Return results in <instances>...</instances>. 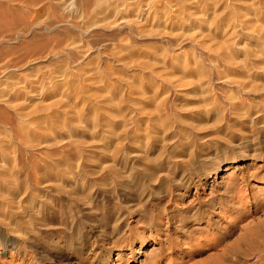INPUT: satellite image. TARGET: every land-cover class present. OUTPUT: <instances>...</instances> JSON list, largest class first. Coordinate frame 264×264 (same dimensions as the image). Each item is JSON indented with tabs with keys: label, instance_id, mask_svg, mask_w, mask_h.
I'll return each instance as SVG.
<instances>
[{
	"label": "rangeland",
	"instance_id": "rangeland-1",
	"mask_svg": "<svg viewBox=\"0 0 264 264\" xmlns=\"http://www.w3.org/2000/svg\"><path fill=\"white\" fill-rule=\"evenodd\" d=\"M176 1H171V5H172V2L174 5L176 3ZM186 1H185V3H187ZM189 1H191V0H188V2ZM193 1H195L196 4H198V5H195V3ZM218 1L220 2V0H212V1L207 0L206 2L208 4H206L204 1L203 4H205V7L208 10L204 9V5H202V3H199V2H203V0L202 1L201 0H192L191 2L187 3L185 5V7L188 5V7H186L187 9H189L188 12H191V10H192L191 13L194 15V19L197 22L196 21L195 22L194 21L193 22L192 21L187 22L186 20H183L182 14L181 15L179 14V16H175L178 13L174 12L175 14L171 13L172 15L171 14L168 15V16H166V18H163V17L161 18V15H159V16H157L158 19H157V17H155L156 19L153 18V19H155V20H153V22H151L152 19L148 20V23H146L147 22L146 21L144 24L145 25L147 24V25L143 26V27H145V28L147 27V30L142 27L141 29H139V28L137 30L135 29L136 32L134 31V28L131 31H127L124 29L120 30V26H119L117 29H116V27H114V28L112 27V29L110 28V32H109V29L108 30L105 29L104 31L93 30L88 35H85V36H83L82 34H79L77 32H74L76 30V29H74L75 27L72 28L74 30L73 31L70 27H67V26L59 27L57 29L54 26H50L49 25V22H50L49 19L52 17V16H50L51 13L48 12L47 15H45L42 12L41 13L38 12L39 14H37V18H38L37 20L38 21L40 20L41 22L37 23L36 28H34L31 32H29L27 37L20 38L21 41L15 40V42H13L14 41L13 40L12 41L13 43L10 42L9 44L8 43L3 44L4 47L6 48L7 52H8V50L10 52L12 50L13 54L12 53L8 54L9 52L7 53L5 51V48H3V45L0 47V50L2 49L1 50L2 55L0 53V59L2 56H4L7 58V59L5 58L6 61H5L4 57L1 60L8 62V60L10 61V59L13 55L14 56L12 57V59L14 60V59H16V58H14L15 56H20V55L23 56L24 53H29L30 50L32 51L33 45L34 46L38 45L37 46V49H38L39 46H40V48H42L43 45H47V44L49 45L51 39L54 40L53 44H55L56 43L55 40H57V39H58L57 40L58 43H60L61 40H63L62 42H65L68 40V37L74 35V42L76 40V42L78 41L77 44H81L83 41V43L81 45H83V44L87 45L86 47L88 49H90L89 51L92 52V51H97L99 49L96 53L100 52V54L102 55L101 56L99 53L98 54L100 56L98 54H94V56L91 55V57H94V58L89 57L92 60H90L88 58L87 59L88 61L86 60L87 62L84 61V63H83V61H80V59H79V61H78V59H77V61H75L76 59H73V56L75 55L77 57L78 53L71 51V49H67L66 51H63L65 53L64 54L61 52L62 51L61 48L58 49L56 46L57 50H54V51H59V52H57V54H56L57 57L54 55V58H52V57H50L51 54L45 55L48 53H45L44 52L45 50L42 51L39 48L40 50L39 51L37 50V58H35V60H33V61L28 60L29 63L26 64V66L28 65L27 68H29V69H27L26 71H22L19 68L21 71L19 69H17V71L14 72L16 75L14 77L18 78L19 82L25 83L28 80L27 81L28 84H29V82H32V83H30L29 87H28L27 82L25 83V84H27L25 92L29 93L28 94L29 97L26 95L27 93L23 92L24 94L23 93L21 94L19 92L20 94H18V95L16 93L15 94L11 93L10 97H12V94H13V97L15 98V99H13V97H12L11 99L16 100L19 103H21L20 101H22L24 103H21V104H25V101L27 102V100L32 97V94L35 91L33 89H36L35 94H33L34 98H37V97L42 98L43 97L42 100L39 98L37 100H33L34 105H32V107H31V109H32V108L36 107L35 105H37L38 108L40 106H42L41 110H40L41 107L39 108L40 111L37 109V114H38L37 116H39V118L40 117L42 118V119L40 118V120H41L40 121L39 118L37 117V120H39V122L37 121V123H38L37 126L39 124H42V126H45L47 128L51 124L50 128H52V126L53 125L56 126L57 123L59 125V122L63 121L62 119L67 116V114L71 111L72 108H74L72 111H74V110L77 111V110H80L82 107L85 108V110L83 109V114L85 112L84 116L92 115V111L93 112L97 111L95 113L96 114L95 116H97V117H95V118H97L96 119L97 121L93 120V123L96 124V125L94 124L95 125L94 126V125H92L91 117L90 118L86 117V119H87L86 121L83 120L84 121L83 123L77 124V122L73 121L74 115L71 112L73 116L70 115L71 113H69V115L72 117V120H70L71 117L69 115L67 116V119H69L70 123L71 122L72 123L70 124L69 121L66 120L67 121L66 125L61 124V128L63 130L61 128L56 127V129L58 131L55 129V126H54L53 131L55 133L53 132L54 134L53 133L51 134L53 139L51 138V136H49L50 138L48 137V140L43 139V138L40 139L42 142L40 141L41 145H39V147H42V148H39L37 146L35 148L36 150H34V148L33 149H27V150L25 149L26 150V151H24L25 153L28 151L26 153L27 155H29V156H27L28 159L31 158L33 161H35V162H33L31 159H29L30 164L32 162L34 164L36 163V165H37V173L39 174L38 177H40V179H38L39 183H42L43 180L46 181L47 179L50 178L49 182L51 183L53 181L51 184L52 187L48 186V188H47L45 185H43V184H46L44 181V183H42V185L40 186L41 188H40L38 185L37 186L34 185V184H36L35 181H33V182L30 181L29 186H33V187H29L31 189L28 188L26 190L27 192L26 191L24 192V189L22 190L24 193L21 190L9 192V194H14V197H13L14 200L13 201L15 203L18 202V203H16V206H19V208L21 206V209H19V211L17 210L18 215L16 214L14 219H12L9 222L11 224L10 227H13V228L10 229V227L6 223H5L6 226H5V224H0L1 225L0 226V233H1L0 234V240H1L0 246L9 245L12 242H16L18 246H20L22 249H24L28 253V256L26 258H24V260L17 259V258L12 257L10 255L9 249H7L5 251L3 250V252H5V254L4 253L0 254V264H52L51 262H53L54 264H60V262L62 260H64V258H65V260H67V261H65V264H67V263L68 264H79V259L83 258V256L78 254L79 250H81L83 248V246L85 247V246L89 245L90 243H92L93 241H98V243L103 242L104 236L109 235L112 232L113 227H115V221L117 222L118 217L123 213L127 214V215L125 214L126 215V221H132V220L140 219L141 220L140 222H142L143 220H146V221H150L153 224L155 221H159V222H161L160 224L162 225V228H164L166 225V222L169 221V226H170V232H169L170 237H169V239H168V237H165V235H164L165 232L161 231L160 239L162 240L164 238H167V241H168L167 245L168 246L164 243V245H163L164 249L162 247L160 256H156L153 258L149 257L148 252L151 250V248L153 246L151 243L147 244L148 246H144L140 250H138L139 245L136 244L134 246V250H138V252H136L133 255V257L127 261L126 264H141L142 262H144V261L146 262L147 260L149 262L151 261L150 264H206V263L210 264L213 262L219 263V264H264V183H263V185H261L260 181H258V179H263L262 181L264 182V88H262V87H264V69H263L264 68V64H263V62H264V55H263L264 51H262V49L264 48V46H263L264 45V38H263L264 37V35H263L264 31L263 30H262L263 32L261 31V28L264 29L263 28L264 27V17L262 18V16H263L262 14L264 13V0H234V1L228 0V2L230 1L229 3L226 2V0H223V1L221 0V3H219ZM237 1L241 2V3H237ZM0 2H1L0 6L4 7L2 9L4 11L5 10L10 11V9H11L12 12L16 11V13H19V14L21 13V15L23 14V12L25 13L27 11L26 10L27 7H25L23 5L24 3L27 2L25 0H23V1H21V0H12V1L11 0H9V1L8 0H2L1 1L0 0ZM210 2L212 3V5L210 4ZM222 2L223 3L225 2V3L223 4ZM2 3H4V4H2ZM213 3H215L216 7L214 6ZM233 3H234V5H232ZM189 4L192 7L189 6ZM218 4H219V6H218ZM220 4L222 7L220 6ZM237 4L239 6L240 5H242V6H240V8H239V6ZM250 4H251V6H252V4H254L252 6V8L249 7ZM199 5H201L202 8ZM228 5L230 6V8ZM5 6L7 8L8 7L9 8L6 9ZM225 6H227V7H225ZM234 7L236 10L234 9ZM253 7H255L256 10H254ZM211 8L212 9L217 8V10L215 11V10H212ZM219 8L221 9V11L219 10ZM227 8L230 10V11L228 10L229 12L226 10ZM249 8H251V11ZM24 9L26 11H23ZM222 9H223V12H222ZM257 9H258V11H257ZM18 10H20V11L18 12ZM224 10H226V11H224ZM252 10H254L255 12L254 11L252 12ZM218 11H219V14H217ZM208 12H209V14H208ZM249 12H251V14ZM194 13H196L197 15H195ZM212 13L217 15L219 20H220V18L222 19L221 23L218 20L217 16L214 17V14L212 15ZM222 13H224V14L226 13V14L222 15ZM233 13L236 14L235 15L236 18L240 17L239 20L238 19H236V20L232 19V17L234 18ZM39 15H43V16H39ZM44 15H45V17H44ZM207 15L208 16L210 15L212 18L210 16L208 17ZM219 15L220 16L222 15V17H220ZM22 16L23 17L25 16L24 18H27L26 13L23 14ZM170 16H173V17H170ZM167 17L170 20H168ZM176 17H178V18L180 17L182 19L179 18L180 21L178 18L176 20H174L173 18H176ZM198 17H199L200 21H198V19H196ZM204 17H206V18H204ZM250 17H252L253 19H257V20H255V22H254V20H252V18L250 19ZM7 18H8V16H7ZM203 18L206 20H204ZM242 18L243 19L247 18V19H245L246 22L243 21ZM159 19H160V21H159ZM184 19H186V18H184ZM207 19L209 20V23L207 22L208 21ZM9 20L10 19H7L6 21H9ZM181 20L184 23H181L182 22ZM202 20H204L206 22H204ZM224 20H225V22H224ZM248 20H250L249 23H247ZM44 21H45V23H43ZM70 21H75V18L73 17V19L72 20L70 19ZM154 21H155V23H154ZM168 21H170V22H168ZM171 21H173L172 25H171V23H172ZM212 21H213V23H212ZM234 21H237V22H234ZM162 22H164V24L167 23L165 25V27H167V29L165 28V30H164V28H163L164 24ZM198 22H201L204 24L200 23L201 25H199ZM210 22L214 25L212 26V24ZM40 23H42L43 25ZM185 23H187V24H185ZM206 23H208V24H206ZM227 23H228V25H227ZM232 23H234V24H232ZM246 23L249 24V26L254 24L251 27L258 26V29H256V28H251V30L249 29L251 31L250 33L252 36L250 35L248 30H247L248 32L245 31V29L250 28L249 26L247 27ZM151 24H153L154 26L153 25L151 26ZM161 24H163V25H161ZM177 24H178V28H177ZM182 24H183V28L181 27ZM238 24H239V26H237ZM173 25H174V27H172ZM185 25H188V26H185ZM202 25H204V26H202ZM215 25H217V26H215ZM233 25H235V28L238 27V28H236V30L234 32V33H237V35L233 33V35L235 37L233 36L231 38V35H228V32L230 34V31L233 30V29H231ZM170 26L172 28H170ZM205 26H207V27L209 26L208 27L209 31L207 30V27H205ZM225 26H226V28H225ZM228 26H229V29H228ZM245 26H246V28H245ZM45 27L47 29H45ZM148 27H149V29H148ZM152 27H154V28H152ZM159 27H160V29H158ZM242 27H244V28H242ZM259 27H261V28H259ZM224 28L226 29V31H225V34L223 35L222 33H224V30H225ZM241 28L244 29L245 32L240 30ZM113 29H115V30H113ZM177 29H179V30H177ZM68 30H69V32H68ZM148 30H152L153 32H155V34L153 32L148 31ZM189 30L191 31V33H193V35L190 33ZM195 30L198 31L199 33L202 32L203 30L204 31L199 34ZM137 31H139L140 34L145 32L144 34H146L145 36H147V37H145L142 34L144 37L140 35L141 38H139ZM156 31L157 32L159 31V33L161 35L160 36L158 33V35L160 36V39L158 36H156L157 35ZM161 31L162 32L165 31L163 35H165L167 37L163 36ZM126 32H128V33H126ZM132 32H134L136 35H133L134 33L132 34ZM174 32H176V33L174 34ZM178 32L180 33V35L174 36L176 39L174 37L172 39L173 34L177 35V34H179ZM207 32H209V33H207ZM258 32L263 33V34L261 35ZM98 33L100 34V37H99ZM105 33L108 34L107 36H109V37L105 36L106 35ZM169 33L172 34V36ZM97 34H98L99 38L97 37ZM101 34H102V36H101ZM113 34L115 37L117 36L116 38L113 36L115 39L110 38ZM121 34H123L124 36ZM130 34L135 36V38L131 37ZM148 34H150L151 36ZM167 34L169 36H171V39ZM185 34L187 36H191V38H193L195 41L193 39H190V37L189 38L187 37V39H186ZM220 34H222V35H220ZM226 34H227V36H226ZM238 34L241 36H238ZM246 34H248V35H246ZM119 35L123 36V37H125L127 35L126 36V38H128L127 43L130 44V45L126 44L127 48L131 54H134L133 58H131L132 61H130L131 59L130 60L126 59V58L122 57L121 55H120L121 58L116 57V56H119V54H115L118 51L114 50L113 47H111V46H113V45H115V47L119 46V48L117 47L118 50H120V49L122 50V48L125 49L123 47V45L118 44L123 39V37H120ZM137 35H138V37H137ZM153 35H154V38L157 37V39H153L152 38ZM194 35H195V37H194ZM200 35H203V36L205 35L203 37V39L205 38L206 42L204 40L201 41L202 37ZM104 36H105V38H104ZM118 36L121 39H119ZM148 36H150L149 39H148ZM162 36H163L164 41L162 39ZM180 36H182V37L180 38ZM196 36H199V37H196ZM206 36H207V38H206ZM208 36H211V37L213 36V37L212 38L210 37L211 38L210 39V38H208ZM255 36H257L259 38H260V36H262V37L260 39H257V37H255ZM101 37H103L104 39L103 38L101 39ZM177 37L180 39H178ZM183 37H184V39H183L184 42L182 40ZM71 38L72 37H70V39ZM117 38H118L119 42H118ZM126 38H124V39H126ZM196 38H198L200 41ZM46 39H47V41L49 40L48 41L49 43H47ZM110 39H113V40H110ZM130 39L134 40V41L131 42ZM166 39L168 40V42ZM189 39L191 41V44L188 41ZM212 39L213 40L217 39V40L213 41ZM225 39L230 41V43L232 41V43L235 44V45L233 44L235 47H237V46L240 47V51H238V50L236 51L238 53V55H237V53L234 55V59L237 61V63H236L237 65L235 64V62H236L235 60L233 63L234 65H236V67L239 66V64H240V66L238 67L239 68L238 70L235 66L231 67L233 64L230 65L227 62V60L224 59V58H228L226 55H224L227 52V50H225L226 52L224 51L225 53L222 55L224 58L222 60H219L221 58H219V55H217V53L222 52L221 50L226 49V47H225L226 45H225V43H223L225 41ZM85 40H86V42H85ZM102 40L105 42V44ZM172 40H173V42H172ZM207 40H209L210 42L209 41L207 42ZM222 40H223V42H222ZM258 40H259V42H258ZM260 40H262V41H260ZM87 41H88V43H87ZM96 41H98V42L101 41V42L98 44V42H96ZM110 41H111V43H110ZM113 41H115V42H113ZM116 41L118 43H116ZM162 41H163V43H162ZM165 41H166V43H165ZM175 41H177V43H179V44L175 45V48L177 46L179 48L178 47L176 49L173 48L174 47L173 43L176 44ZM17 42H19V43H17ZM160 42H161V45L159 44ZM181 42H183V43H181ZM200 42H201V44H200ZM202 42L204 44H213V45H211L213 47L211 48L209 45L207 47V45H204ZM215 42H216V44L219 42L220 43L215 45ZM260 42H263V43H260ZM51 43H50V46H53V47L58 44L57 43V44L53 45ZM85 43H87V44H85ZM113 43H116V44H113ZM168 43L170 45L171 44L172 45L169 46ZM180 43L182 45L181 47H180ZM221 43H222V45H221ZM96 44H98V45H96ZM133 44H135L136 46ZM154 44H159V45H154ZM202 44L205 47H207L208 49L205 48ZM25 45H26V47H25ZM109 45L111 48L109 47ZM166 45H168V46H166ZM196 45H198V47ZM201 45L203 47H201ZM230 45H232V44H230ZM257 45H258V47H257ZM21 46L24 50L26 49L25 50L26 52L23 49H21ZM34 46H33V49H35V47H36V46L35 47ZM93 46H96V47H93ZM120 46H122V47H120ZM149 46H150V48H149ZM155 46H157V47H155ZM199 46L201 48H199ZM217 46H219L218 50H217ZM222 46L224 49L222 48ZM242 46H243V49L241 48ZM97 47H98V49H96ZM151 47H152V50H151ZM154 47L157 49L156 51H153V49H155ZM169 47H171L172 49ZM14 48L15 49L17 48V49L15 50ZM133 48H135L136 50H134ZM143 48H144V50H146L145 55L143 54V52H145V51H141V50H143ZM147 48H149V49H147ZM180 48H181V51H180ZM203 48H205V50ZM247 48L250 49V50H247L248 52H246V50H244ZM253 48H255L256 50L257 49L259 50V48H262V49H260L261 51L257 50L256 52H254L255 49L253 51ZM130 49H133V50H130ZM138 49H139V53H137ZM193 49H195V51ZM17 50H19V51H17ZM158 50H159V52H158ZM196 50H197V52L199 51L198 53H201L200 56L196 52ZM203 50L205 52H203ZM214 50H216L217 52ZM242 50H244L245 53H247V55L242 53L243 52ZM251 50L254 52L253 54H252ZM20 51H21V53H20ZM110 51L113 54H111ZM140 51L142 53H140ZM148 51L150 53H148ZM160 51H162V53L164 52V55L169 53L167 55H170V56H168L170 58L166 59V57H167L166 55L163 57L162 53ZM168 51H170V52L173 51V54H171L172 52L170 53ZM206 51H207V53H206ZM5 52L10 57L7 56L5 54ZM18 52L20 55H16ZM39 52H41V53H39ZM42 52H43L44 56L42 55ZM46 52H47V50H46ZM101 52L104 53V55ZM134 52H136V53H134ZM151 52L152 53L155 52L156 54L160 53L161 55L159 54V57H161V56L162 57L159 58L158 54L156 55L155 53H153V55L155 54L153 57ZM213 52H214V54L216 53V55H214V54L212 55ZM240 52H241V54H240ZM70 53H72V54H70ZM256 53H257V55H256ZM258 53H260L259 55L260 56L262 55L263 58L260 57L258 55ZM141 54H142V56H141ZM149 54H151V55L149 56ZM174 54H176V55L174 56ZM202 54H204V55L202 56ZM221 54H220V56H221ZM249 54L251 56H248ZM95 55H97L96 58H95ZM113 55H116V56H113ZM136 55H137L136 58H138V59L140 58L139 59L140 61H138L137 59L135 60ZM178 55H179V57H178ZM252 55H253V59H252ZM48 56L50 57V59ZM70 56H72V59H69ZM75 56H74V58H76ZM155 56H156V59H155ZM197 56H199V57L197 58ZM67 57L69 60L67 59ZM107 57H109L110 59ZM200 57H201V59H200ZM203 57L205 60L206 59H208V60L205 61L203 59ZM247 57H250L251 59H249ZM259 57L261 59H259ZM8 58H10V59H8ZM114 58L115 59L118 58V59L115 60ZM122 58H124L123 60L126 59L127 61L121 60ZM213 58L216 59L217 61L213 60ZM153 59H155L153 61L154 64L150 61ZM161 59L162 60L166 59L165 61L163 60L164 61L163 65L160 62ZM196 59L197 60L199 59V60L197 61ZM239 59H240V61H239ZM254 59H257V60H254ZM133 60L138 61V62H134L135 63L134 64ZM142 60L143 61L147 60L145 66L143 65L145 62H143ZM224 60H226V61H224ZM242 60H244L245 62L243 61V63H242ZM2 61H0V63H2ZM4 61H3V63H4ZM107 61L108 62L110 61L109 62L110 64ZM122 61L125 63L127 62V65L129 64V66H126V65H125L126 67L124 66V68L126 70L129 69L128 70L129 73L124 68L122 69V67L120 65V64H122L121 63ZM148 61L151 64L148 63ZM173 61H175V64L173 63ZM128 62H130L131 64H134V66ZM180 62H181V64H180ZM198 62H201V63H198ZM212 62L215 63V65ZM224 62L225 63L227 62V64H225L227 66L224 65ZM95 63L96 64L98 63V64L96 65ZM107 63H108V65H110V68H109V66L108 67L105 66V65H107ZM156 63L158 66L161 64L159 67L163 70V71H161V73L159 75H164L166 73L168 74V72L170 73L172 71L171 75L168 74L170 77H168L167 74L165 76H163L167 80L166 79L164 80V78L162 79V76L156 75L155 77L157 79L153 76V75H155V73L157 74L161 70V69L159 70L158 66H157L158 68L156 67V65H155ZM203 63H205V64H203ZM217 63H219V64H217ZM247 63L249 65H247ZM102 64H104V65H102ZM116 64L118 66H116ZM149 64L152 67L154 65L155 68H152ZM177 64L179 66L181 65L180 68H177V67H179ZM222 64L224 67L222 66ZM182 65H183V67H182ZM193 65H194V67H191ZM203 65L205 66V69H204ZM213 65H214V67H213ZM241 65H244L245 66L244 69L247 68L246 69L247 71L246 70L244 71V69H243L244 66H241ZM41 66H44V67H41ZM96 66H97V68H99L100 72H103V69L106 68L105 69V70H107L106 72H110V75H111L112 70H113L112 72L113 73L116 72V75H117V70H118L119 76L118 75L116 76L113 73L111 76H108V74H109L108 73L105 75L104 79H101L96 75L97 69L93 68V70H95V71L92 70V67L96 68ZM137 66L138 67L140 66L143 68L147 66L148 68L149 67L150 68L148 69L146 67L147 68V70H146V68L142 69L139 67V70H138ZM184 66L186 67V70H184L185 69ZM189 66L191 68H194V69H192L194 71L190 72L191 70H190ZM207 66L210 68L209 70L207 69L208 68ZM251 66L254 69H252V68L250 69ZM64 67L65 68L67 67V68L65 69ZM102 67H104V68H102ZM134 67L137 70L134 69ZM171 67H173V68H171ZM211 67H213V68H211ZM226 67H227V69H226ZM62 68L64 69V72H63ZM76 68H78V70H80V71L79 72L76 71L77 70ZM165 68L169 71H167ZM218 68H220V69L217 70ZM256 68L257 69L261 68V69L256 70ZM4 69L5 68H2V69L0 68V70H1L0 76L4 72H6V70H4ZM61 69H62V71H61ZM109 69L110 70L112 69V70L109 71ZM132 69H134V70H132ZM150 69L151 70L154 69V70L151 71ZM187 69H189V70H187ZM202 69L208 70V71H206V73L210 72L209 75H207L205 73V71L203 70V72L205 73V76L207 75L208 77L207 76L205 77L202 75V73H203V72H201ZM211 69L212 70L214 69V70L212 71ZM241 69H243V70H241ZM65 70H67V71H65ZM68 70L70 72L72 70L76 71V73L73 71L70 73V72H68ZM91 70H92V72H94V74H92V72L90 73ZM123 70L126 72L124 73ZM144 70H145V72H143ZM177 70L180 72H178ZM183 70L185 72H183ZM225 70H227V71H225ZM249 70H250L251 74L248 72ZM132 71L134 72V76H133ZM140 71L145 73V75L142 74ZM229 71H231V72L233 71L232 72L233 74ZM59 72H60V74H58ZM77 72H78V75H76ZM80 72H81V75L82 74L85 75V77L82 75L84 78L82 76L81 77L79 76ZM82 72H85V73H82ZM139 72H140V74H139ZM148 72H151L152 76ZM211 72L213 73V75ZM86 73H88V74L90 73L89 74L90 77L86 76V75H88ZM121 73H123V74H121ZM126 73H128V74H126ZM183 73H185V74H183ZM215 73L218 74L219 76H221V78L218 75H216L217 77H215ZM220 73L222 75H220ZM229 73H231V74H229ZM53 74L54 75L56 74L57 77L53 76ZM61 74L62 75L65 74L66 77H67V75L68 76L70 75L69 78L67 77L68 79L66 78L67 82L65 81L64 84H60V85L55 84L56 87L51 88L49 90V88L47 87L49 85V83L56 81L53 79H59V76H62ZM135 74H137V75H135ZM197 74L199 76H197ZM120 75L121 76L123 75L122 77L124 79ZM149 75H150V77H148ZM193 75H194V77H193ZM200 75H201V77H200ZM17 76H19V77H17ZM71 76H73V77H71ZM75 76H77L76 77L77 79L74 78ZM115 76H116V78H115ZM171 76L174 77L173 80H172L173 77H171ZM202 76H203V78H202ZM209 76H211V77H209ZM49 77H51L50 80L47 79ZM79 77L83 80L84 83H86V82L88 83V81H89V84H90V82L92 81L91 83H93V86H94L93 87L92 84H90L92 86L91 87L92 89L88 90L89 92L92 93L91 94L92 97L91 96L88 97L90 94L89 95L86 94V95H88L87 97H86V95L83 96L84 98L82 97L83 99H87V100L91 101V104H90V101H85V103L89 102V103H87L88 105L86 104V107H85V104L83 105V103H82L83 106L80 105L81 103H79V102H82L81 98H79V101H78L77 98H75L73 96V94L75 92L73 93V89L70 88L71 83L76 84L79 81L80 82L82 81ZM109 77H110V79H109ZM117 77H119V78L121 77L120 78L121 82L118 81L119 79ZM197 77H199L200 79H203V80H201L203 85L202 84H201V86L198 85L200 82V79ZM25 78L27 79L26 81L24 80ZM44 78H45V80H42ZM78 78L80 79L79 81H78ZM85 78H87L88 81H86ZM151 78L153 80H151ZM158 78H160V79H158ZM182 78H184V79H182ZM204 78H205V80L207 79V81H206L207 83H205ZM69 79H71V81H73V82H71ZM73 79L77 80V81H74ZM99 79H100V81H99L100 83L103 81L102 82L104 85L103 87L101 86L102 83L101 84L97 83ZM161 79L164 81H162ZM170 79L174 82V85H173L174 87H172L173 82L170 83V81H169ZM47 80L49 81V83ZM110 80H111V82H110ZM123 80L126 82L128 80V83L124 82ZM184 80L188 81L190 84L187 82H184ZM192 80H194V81H192ZM208 80L211 83H208ZM233 80H234V82H233ZM41 81L42 82L46 81V84H44L45 86L43 85V83ZM104 81H106V82H104ZM112 81H114V82H112ZM178 81L186 84V86L179 83ZM196 81H197V83H196ZM217 81H220V82H217ZM80 82H79V84H80ZM94 82H96V83H94ZM122 82H123V84H122ZM163 82H165L166 84L170 83L171 85L167 84V87H166V85ZM191 82H193L194 84ZM35 83H37V84H35ZM65 83L67 85L70 83L68 85L69 88L67 87V89H65L66 88V87H64V85L66 86ZM112 83L115 84L116 86H118L117 88L119 90L115 88V85H111ZM150 83H151V85H150ZM175 83L177 86L179 85L178 87H180L179 88L180 90L178 89V87L177 88L175 87L176 86ZM99 84H100V87H99ZM120 84H121V86H119ZM127 84L128 85L130 84V85L128 86ZM153 84L155 85L154 86L155 89L157 88L159 92L158 91L155 92V89L153 88ZM191 84H193V85H191ZM195 84H197L198 86ZM239 84H240V87L238 86ZM33 85L36 86L37 88L34 87ZM38 85L40 87L44 86L43 89H42V87L40 88ZM95 85L97 87H95ZM157 85H160V87ZM181 85H183L184 87L182 88ZM204 85L208 86L209 89L207 87L206 89H208V90H206ZM136 86L139 87V89ZM203 86H204V89L202 88L203 90H201V87H203ZM0 87H1L0 89L2 90L3 87L1 85H0ZM30 87H33V88H30ZM120 87H121V89H123L122 87H124V89H126V90H124V89L121 90L123 92V94L120 93L121 92ZM129 87H132V88H130V90H128ZM161 87H163V88L161 89ZM170 87H171V89H169ZM27 88L29 89V91H27ZM62 88H64L66 91L69 92V93L63 92L66 96L68 95V99H64L61 97L60 93H61V91L64 90ZM101 88H103V91L101 90L102 93H100L101 91H99ZM151 88L154 89V91ZM172 88H174L173 91H172ZM195 88H198V89L195 90ZM257 88H259V89H257ZM53 89L54 90L56 89V91H54ZM175 89L178 92H176ZM14 90H16V89H14ZM107 90H109V92L111 94L106 93V92H108ZM162 90H164L166 94ZM198 90L201 93H203L204 95L202 94V96H200L201 93H199ZM104 91H106V92H104ZM206 91H207V93H204ZM36 92H38L37 95H36ZM47 92H49V93H47ZM94 92L97 95L100 94V95H98L99 97L96 95L99 99L96 98V96H93V95H95ZM128 92H129V94H128ZM157 92H158V94H155ZM179 92H181V93H179ZM192 92L194 94H192ZM103 93L104 94L106 93L107 96H106V94L103 95ZM126 93L130 97H128L126 95ZM140 93L143 95H141ZM52 94H53V96H52ZM116 94H118V95H116ZM151 94H152V96H150ZM55 95H58V97ZM59 95H60V98L62 99L61 103L59 102L60 101ZM102 95L105 97V100H104ZM139 95H140L142 100H140ZM172 95H174V96H172ZM23 96H26V97L23 98ZM115 96H117V97H115ZM119 96H120V98L123 97L122 99H124V100L119 99ZM142 96L146 99L142 98ZM162 96L164 97V99ZM46 97H47V99H46ZM51 97L54 99H51ZM153 97L155 98V100L157 102L154 100ZM201 97H203V98H201ZM44 98H45V100H44ZM57 98H59V101ZM95 98H96V100H95ZM18 99H19V101H18ZM137 99L139 102L136 101ZM143 99L145 102L146 101L148 102V103L146 102L147 105L145 104ZM151 99H153V100H151ZM230 99H231V101H230ZM106 100H108V101L105 105V102H103V101H106ZM115 100H116V102H115ZM121 100H122V102H121ZM133 100L136 102H134ZM38 101H39L40 105L36 104ZM57 101H58V103H60V105L64 103L63 104L64 106L62 105L63 108H62V106L60 107L57 104V106L60 108L57 107L55 109L54 107H56V106L54 105V106H52V108L54 110H52V108H50L48 110H46V109L44 110V108H47V107H45L46 105L48 106L49 104L55 103ZM63 101H65V102H63ZM75 101H77V102H75ZM95 101H97V102H95ZM109 101H110V103H109ZM130 101H131V103H130ZM159 101H160V103H163V102L164 103L160 104ZM72 102L75 104H73ZM111 102H112V106L114 104L116 105V103L118 105V103L120 102V105H121V106L119 105L120 109L118 110V108H117V110L119 112H116L117 111L116 107H118L117 105L114 106L116 111H114L113 107H111L113 109L110 110L111 108H109V107L111 106ZM65 103H67V104H65ZM92 103L94 104V106L92 105ZM158 103L161 105L162 108L159 105H157ZM170 103H172V105ZM99 104H104L105 106L104 105L99 106ZM130 104H132V105H130ZM148 104L150 106H153V107H151L149 109ZM203 104H205V105H203ZM242 104H246V106L243 105L244 106L243 107ZM247 104H248V106H247ZM68 105H70V106L72 105V106L70 107ZM73 105H74V107H73ZM89 105H91V106H89ZM143 105H145V106H143ZM155 105L158 107L156 108ZM233 105L235 106L234 109H233V107H234ZM132 106H133V109H132ZM65 107H67V108H65ZM75 107L76 108L79 107V108L76 109ZM87 107L89 110L87 109ZM91 107L92 108L94 107L93 110ZM95 107H96V110H95ZM106 107H108V108H106ZM140 107L143 109L144 112L141 111ZM147 107H148V109H146ZM238 107H239V109H238ZM104 108H105L106 112L103 111ZM242 108H244L243 110H245L246 108L249 109L248 110L249 113L246 116L247 117L246 119H248L247 120L248 122L246 121V119H244L245 116L243 117V115H246V114H243L244 111L242 110ZM59 109H61L62 112ZM129 109H130V111H129ZM145 109L147 110V112ZM232 109H233V111H235V109H238V111H240V109H241L242 113L238 112L237 110H236L237 112L236 111L233 112ZM27 110H28L27 112H29L30 109H27ZM55 110H57V111H55ZM157 110H159L158 113H157ZM44 111H46V113H44ZM53 111L56 112V115H59L60 112L62 113L57 118L54 119L55 120L54 122L56 124H54L50 120H47L49 123L47 121L45 123H42L43 120H45L44 118L47 117L46 115L48 113L49 114H55ZM67 111H69V112H67ZM88 111H90V112H88ZM98 111H100V112L98 113ZM250 111H252V112L250 113ZM6 112H7V114L11 115V117H13L12 111L8 112L6 110ZM40 112H41V114H40ZM64 112H66L65 113L66 116L63 115ZM101 112L106 113V114H103ZM109 112H111V113L114 112L115 118H113V115H111L112 118H110L109 114H111V113H109ZM124 112H126V113H124ZM206 112H207V114H206ZM122 113H123V115H122ZM144 113H145V116H144ZM217 113H218V115H217ZM42 114L43 115L45 114V115L43 116ZM119 114H121V116ZM231 114L233 116L235 115V117L232 118ZM236 114L239 117L242 115L241 118L237 117ZM106 115L109 116L108 117L109 119L106 117ZM116 115H117V117H116ZM131 115H133V116H131ZM98 116L100 118H98ZM123 116H125V117H123ZM129 116H131V117L129 118L130 120L128 121L127 119ZM179 116L181 118H179ZM68 117H70V118H68ZM118 117L120 118L119 120H118ZM121 117L123 119H126V121L124 120L125 123L128 121L125 124V126H127L129 129L127 127L125 128V129H128L127 134L118 135L122 130L121 124H122V122H124V121H122ZM174 117H176V119H174ZM190 117H192V118L190 119ZM58 118L60 121H57ZM238 118L241 120H239ZM89 119H90V122H89ZM112 119L113 120L115 119V120L113 121ZM242 119H244V120H242ZM102 120L104 121V123ZM120 120L122 121L121 124H120ZM191 120L196 121L195 122L196 125L201 124V128H193L190 124H188V123H191ZM87 121L90 123V125ZM161 121L164 123H162ZM176 122H178V123H176ZM67 123L72 125V126L74 123H76L74 126L76 127V125H77L78 127H76V128H79V130L78 129L76 130L74 126L70 127V125H68ZM83 124H85V125H83ZM181 124H183V125H181ZM80 125L82 127L83 126L84 127L80 129V127H81ZM102 125L103 126L108 125L109 128H108V126H106L107 127V129H106V127L104 128ZM112 125L113 126L115 125V126L113 127ZM63 126H64V128H63ZM91 126H94L95 128H93ZM144 126H145V128H144ZM214 126H217V128H215ZM122 127L124 128V124H122ZM134 128H136V129H134ZM47 129H49V127ZM91 129H94L95 132L93 130L91 131ZM125 129H123L121 133H123V132L126 133ZM131 129H133V130L131 131ZM168 129H169V131H168ZM197 129H199V130H197ZM65 130L68 131V132L66 131L67 135L64 133ZM134 130H136V131H134ZM215 130H216V132H215ZM62 131H63V133H62ZM108 131H110L111 134ZM117 131H118V134H117ZM143 131H144V133H143ZM57 132L58 133L60 132V133L58 134ZM113 132H115L116 134H112ZM53 135H54V137H53ZM68 135H70V137H69L70 139H68ZM116 135H118L117 138L115 137ZM215 136H216V138H215ZM49 139L51 140V142ZM72 139H74L73 140L74 142H73V145L71 146L69 144H72V142H71ZM53 140H55V141L58 140L57 142H60V143H58L56 146L54 145L52 147V145L54 143ZM66 140H67V142H65ZM69 140H71V141H69ZM79 140H82V141H80V143H79ZM46 142H48V144L51 143L50 146L52 148H50V146L48 144H46ZM119 143L121 145H119ZM59 144H63V145H59ZM43 145H45L46 148ZM47 145L49 147H47ZM68 145L70 148H67ZM17 148H16L15 153L13 152V154L14 155L16 154L17 158H18V155H20L21 157H19V158L25 159L26 154H23V152H21V151H23V149H21L19 147L18 151H20V149H21V151L18 152ZM61 148H64V149L66 148L65 151L63 150L64 151L63 153H62V151L60 152V150H62ZM35 151H37V152H35ZM79 152H81V153H79ZM21 154H23V155H21ZM160 155H161V157H160ZM22 156H24V157L22 158ZM35 156H36V158H35ZM145 156L147 157L146 159H144ZM86 157H87V159H86ZM78 158H79V160H78ZM24 159H23V161L28 160L27 158L25 160ZM40 159H41L40 163H37V161L39 162ZM77 160L80 163L78 165L82 164L81 163L82 160H84L85 162L83 161V164L81 166H78L76 164V163H78ZM29 161H27V162H29ZM45 161H47V162H45ZM41 162L45 168H43V166L41 165ZM145 163H147V164H145ZM155 163H156V165H155ZM69 164H71V166H69ZM72 165H76L78 169L76 168V166L73 167ZM25 166L26 167L28 166V167L26 168ZM25 166H24L25 169H28L30 165H25ZM72 167H73V169H72ZM39 168H41V169H39ZM64 168L67 169L68 172H67V170L65 171ZM25 169L23 172L24 173L27 172L26 174L30 175L31 174V173H29L30 171L27 170L25 172ZM55 170L57 173H55ZM59 171H61V172L63 171L62 174L60 172V174L62 176H64L63 178L59 174ZM44 172L47 175L42 174ZM51 173H53V175ZM54 173L59 175V176H57V175L54 176ZM130 173H132V176L129 175ZM65 174H67V179L65 177ZM50 175H52V177ZM45 176H47V177H45ZM41 177L43 180H41ZM57 177H58V179H57ZM154 178H155V180H153ZM59 179H61V181H63V182L58 181ZM56 182L57 183L59 182V183L56 184ZM54 185H55V187L53 188ZM56 185H58V186H56ZM61 185H62V188H61ZM42 187L45 189H43ZM0 188H3V191L4 192L7 191L6 193H8V189L5 188V186H3V187L1 186ZM39 189H42V190H39ZM31 190H33V191H31ZM43 190H45V191H43ZM89 191H90V193H89ZM32 192H33V194H32ZM21 195H24V196L22 197ZM33 195H34V197H33ZM16 196H18V197L21 196L20 198L22 200ZM82 198H84V199H82ZM18 199H20V200H18ZM88 202H90L91 204L88 205L87 204ZM19 204H21V205H19ZM23 205L26 209L24 207H22ZM25 205H27V206H25ZM125 205L128 208H123V206H125ZM112 207L114 209H112ZM136 207H137V209H136ZM28 208H31V209H28ZM39 209H40V211H39ZM125 209H126V211H125ZM127 209H129V210H127ZM132 209H136L137 211L134 210V212H130V210H132ZM171 210L174 212H172ZM165 211H167L168 213L166 214ZM32 212H34L35 214H33ZM93 212H95V213H93ZM21 214H23V215L21 216ZM25 215H26V218H24ZM128 215H129V217H128ZM28 216L31 218H29ZM19 218L22 219V221L24 219L26 221L24 220V223H23ZM152 220H154V221L152 222ZM12 224H13V226H12ZM2 225H4V226H2ZM14 225H15V227H14ZM175 226H179L177 228H178V230L180 229L181 231H176L174 228ZM7 227H9L8 228L9 230H7ZM196 228L198 230H196ZM14 230L19 235H22V238L18 237L16 240V236H15L16 233L13 232ZM9 231L15 235L13 236L11 233V236H10V233L8 234ZM176 232H177V234H176ZM152 234L153 233L150 234L151 240L154 239V234L153 235ZM26 236H27V239H26ZM147 236H148V233H147ZM19 239H21V240H19ZM24 240H26V241H24ZM46 258H48V259L46 260ZM103 258H104V253H102L100 256V262H98L99 264L103 263V261H102ZM145 258H147V259H145ZM152 260H154V261H152ZM109 264H118V262L116 260V253L115 252H114L113 256L110 258Z\"/></svg>",
	"mask_w": 264,
	"mask_h": 264
},
{
	"label": "bare ground",
	"instance_id": "bare-ground-1",
	"mask_svg": "<svg viewBox=\"0 0 264 264\" xmlns=\"http://www.w3.org/2000/svg\"><path fill=\"white\" fill-rule=\"evenodd\" d=\"M2 1V0H1ZM9 1V0H8ZM12 1V0H11ZM21 1H23V0H21ZM25 1H27L26 3H24L23 5L25 6V7H27V11L24 9L23 11H26L25 13L27 14V18H24L22 15L23 14H25L24 12H23V14L21 15V13L19 14V13H16V11H14V12H12L11 11V9H10V11H8V10H2L4 7L3 6H0V47L3 45V44H9L10 42H12L13 40V42H15V40H17V41H19L20 40V38H25V37H27V35L29 34V32H31L34 28H36V25H37V23H39V22H41L40 20L38 21L37 19V14H39L38 12H42V13H44L45 15H47V13L48 12H50L51 14H50V16H52L50 19H49V25L50 26H54L56 29L57 28H59V27H63V26H67V27H70L71 29L72 28H74V29H76L74 32H77V33H79V34H82L83 36H85V35H88L91 31H93V30H102V31H104L105 29L106 30H108L109 29V32H110V28L112 29V27L114 28V27H116V29L120 26V30L121 29H124V30H127V31H131V30H133V28H134V31L136 32V30L139 28V29H141L143 26H146L144 23L146 22V23H148V20H150V19H152L151 20V22H153V20H155L156 18L155 17H157V16H159V15H161V18L163 17V18H166V16H168V15H170L171 13H173V14H175V13H178L177 15H175V16H179V14L181 15L182 14V16H183V20H186L187 22L188 21H196L195 19H194V15L191 13L192 12V10H191V12H188V10L189 9H187L186 7H188V5L185 7V5L187 4V3H189V2H191V1H189L188 2V0L186 1V0H171V1H176V3L173 5V2H172V5H171V1L170 0H25ZM185 1L187 2V3H185ZM202 1V0H201ZM204 1H205V3L206 4H208L206 1L207 0H203V2H199V3H202V5H204V9H207L206 7H205V4H203L204 3ZM212 1V0H211ZM223 1V0H222ZM232 1V0H231ZM234 1V0H233ZM5 2V1H4ZM20 2V1H19ZM194 3H195V5H198V4H196V2L195 1H193ZM192 2V3H193ZM219 2V1H218ZM226 2H228V0H226ZM230 2V1H229ZM228 2V3H229ZM1 3V2H0ZM23 3V2H22ZM216 3V2H215ZM215 3H213L214 4V6L216 7V5H215ZM219 3H221V0H220V2ZM223 3V2H222ZM225 3V2H224ZM223 3V4H224ZM227 3V4H228ZM237 3H241V2H238L237 1ZM246 3V2H245ZM2 4H4V3H2ZM12 4V3H11ZM210 4L212 5V3L210 2ZM243 4V3H242ZM1 5V4H0ZM6 5V4H5ZM22 5V4H21ZM194 5V6H195ZM226 5V4H225ZM232 5H234V3L232 4ZM238 5V4H237ZM246 5V4H245ZM254 4H252V6H253ZM189 6H191L190 4H189ZM193 6V7H194ZM200 7H201V5H199ZM213 6V7H214ZM218 6H219V4H218ZM220 6H221V4H220ZM229 6V5H228ZM239 6V5H238ZM240 6H242V5H240ZM240 6H239V8H240ZM247 6V5H246ZM252 6H251V4L249 5V7H251L252 8ZM6 7V6H5ZM192 7V6H191ZM211 7V6H210ZM209 7V8H210ZM222 7V6H221ZM225 7H227V6H225ZM232 7V6H231ZM248 7V6H247ZM9 8V7H8ZM7 7H6V9H8ZM24 8V7H23ZM202 8V7H201ZM200 8V9H201ZM229 8H230V6H229ZM238 8V7H237ZM251 8H249L250 9V11H251ZM254 8V10H256L255 9V7H253ZM257 8V7H256ZM174 9V10H173ZM199 9V10H200ZM203 9V10H204ZM212 9V8H211ZM210 9V10H211ZM233 9V8H232ZM234 9H235V7H234ZM16 10V9H15ZM22 10V9H21ZM195 10V9H194ZM202 10V9H201ZM208 10V9H207ZM209 10V11H210ZM212 10H217V8L216 9H212ZM219 10L221 11V9L219 8ZM227 11L229 10L228 8L226 9ZM226 10H224V11H226ZM236 10V9H235ZM254 10H252V12L254 11ZM263 10V9H262ZM20 10H18V12H19ZM230 11V10H229ZM228 11V12H229ZM257 11H258V9H257ZM175 12V13H174ZM194 12V11H193ZM206 12V11H205ZM211 12V11H210ZM222 12H223V9H222ZM234 12V11H233ZM255 12V11H254ZM263 12V11H262ZM197 13V12H196ZM196 13H194L195 15H197ZM215 13V12H214ZM214 13H212V15L214 14ZM227 13V12H226ZM225 13V14H226ZM236 13V12H235ZM239 13V12H238ZM243 13V12H242ZM248 13V12H247ZM250 14H251V12H249ZM199 14V13H198ZM206 14V13H205ZM208 14H209V12H208ZM217 14H219V11L217 12ZM224 13H222V15H223ZM224 14V15H225ZM234 14V13H233ZM240 14V13H239ZM253 14V13H252ZM45 15H44V17H45ZM172 15V14H171ZM222 15L220 16V17H222ZM235 15L236 14H234L233 16H234V18L232 17V19L234 20H236V19H238L239 20V18L240 17H238V18H236L235 17ZM238 15V14H237ZM263 16H262V18L264 17V13L262 14ZM7 16H8V18H7ZM39 16H43V15H39ZM174 16V17H175ZM181 16V17H182ZM199 16V15H198ZM208 16V15H207ZM210 16V15H209ZM208 16V17H209ZM215 16H217V15H215L214 14V17ZM240 16V15H239ZM73 17L75 18V21H70V19L72 20L73 19ZM170 17H173V16H170ZM196 17V16H195ZM200 17V16H199ZM199 17L198 18H196V19H198V21H200L199 20ZM211 17V16H210ZM247 17V16H246ZM255 17V16H254ZM41 18V17H40ZM49 18V17H48ZM47 18V19H48ZM153 18H155V19H153ZM168 18V17H167ZM178 17H176V18H173L174 20H176ZM180 18V17H179ZM178 18V19H179ZM184 18H186V19H184ZM204 18H206V17H204ZM203 18V19H204ZM212 18V17H211ZM217 18H218V16H217ZM225 18V17H224ZM228 18V17H227ZM249 18V17H248ZM252 17H250V19H251ZM7 19H10L9 21H6ZM157 19H158V17H157ZM172 19V18H171ZM180 19H182V18H180ZM180 19H179V21H180ZM201 19V18H200ZM216 19V18H215ZM226 19V18H225ZM231 19V18H230ZM231 19V20H232ZM245 19H247V18H245ZM245 19H243L242 18V20L243 21H245ZM166 20V19H165ZM164 20V21H165ZM168 20H170L169 18H168ZM204 20H206V19H204ZM204 20H202V21H204ZM208 20V19H207ZM218 20H219V18H218ZM221 18H220V23H221ZM228 20V19H227ZM252 20H254V22H255V20H257V19H253L252 18ZM159 21H160V19H159ZM167 21V20H166ZM182 21V20H181ZM185 21V22H186ZM214 21V20H213ZM213 21H212V23H213ZM218 21V22H219ZM242 21V22H243ZM249 21L250 20H248V22L247 23H249ZM157 22V21H156ZM168 22H170V21H168ZM172 23H171V25L173 24V21H171ZM176 22V21H175ZM197 22V21H196ZM204 22H206V21H204ZM208 23H209V20L207 21ZM217 22V23H218ZM223 22V21H222ZM224 22H225V20H224ZM230 22V21H229ZM233 22V21H232ZM234 22H237V21H234ZM239 22V21H238ZM246 22V21H245ZM253 22V23H254ZM43 23H45V21L43 22ZM72 23V24H71ZM154 23H155V21H154ZM153 23V24H154ZM163 24H164V22H162ZM166 23V22H165ZM177 23V22H176ZM181 23H184L183 21L181 22ZM191 23V22H190ZM199 23V25H201V24H204V23H201V22H198ZM201 23V24H200ZM208 23H206V24H208ZM211 23V22H210ZM211 23V24H212ZM246 23V24H247ZM251 23V22H250ZM40 24H42V23H40ZM153 24H151V26L153 25ZM163 24H161V25H163ZM167 24V23H166ZM166 24H164L163 26V28H164V30H165V28L167 29V27H165V25ZM170 24V23H169ZM185 24H187V23H185ZM194 24V23H193ZM192 24V25H193ZM210 24V25H211ZM219 24V23H218ZM226 24V23H225ZM224 24V25H225ZM232 24H234V23H232ZM252 24V23H251ZM259 24V23H258ZM43 25V24H42ZM214 24H212V26H213ZM227 25H228V23H227ZM245 25V24H244ZM254 25V24H253ZM253 25H251V26H253ZM256 25V24H255ZM154 26V25H153ZM180 26V25H179ZM185 26H188V25H185ZM202 26H204V25H202ZM201 26V27H202ZM215 26H217V25H215ZM222 26V25H221ZM234 26V27H233ZM232 26V28L231 29H233L232 31H230V34H229V32H228V35H231V38L234 36L233 35V33L235 32V30H236V28H238V27H236L235 28V25H233ZM237 26H239V24L237 25ZM241 26V25H240ZM249 26V24H247V27ZM251 26H249L250 28H247V29H245V31H249V33L251 32L250 30H251V28H256V29H258V26H255V27H251ZM44 27V26H43ZM157 27V26H156ZM161 27V26H160ZM160 27L158 28V29H160ZM172 27H174V25L172 26ZM171 26H170V28H172ZM182 28H183V24H182V26H181ZM200 27V26H199ZM205 27H207V26H205ZM204 27V28H205ZM209 27V26H208ZM207 27V30L209 31V28ZM231 27V26H230ZM262 27V26H261ZM261 27H259V28H261ZM143 28H145V27H143ZM152 28H154V27H152ZM162 28V29H163ZM177 28H178V24H177ZM191 28V27H190ZM211 28V27H210ZM225 28H226V26H225ZM224 28V29H225ZM242 28H244V27H242ZM240 29V30H242V31H244V29ZM245 28H246V26H245ZM264 28V27H263ZM45 29H47L46 27H45ZM136 29V30H135ZM146 30H147V27L145 28ZM148 29H149V27H148ZM156 29V28H155ZM199 29V28H198ZM228 29H229V26H228ZM250 29V30H249ZM66 30V29H65ZM113 30H115V29H113ZM123 30V31H124ZM145 30V31H146ZM173 30V29H172ZM177 30H179V29H177ZM193 30V29H192ZM201 30V29H200ZM206 30V31H207ZM238 30V29H237ZM239 30V31H240ZM253 30V29H252ZM264 31V29H262L261 28V31ZM67 31V30H66ZM117 31V30H116ZM115 31V32H116ZM148 31H150V32H153L152 30H148ZM155 31V30H154ZM160 31V30H159ZM159 31L157 32L156 31V33H157V35L156 36H158L159 37V39H160V33H159ZM190 31V30H189ZM196 31V30H195ZM204 31V30H203ZM202 31V32H203ZM205 31V32H206ZM222 31V30H221ZM225 31H226V29L224 30V33H222L223 35L225 34ZM241 31V32H242ZM244 31V32H245ZM247 31V32H248ZM260 31V30H259ZM260 31V32H261ZM262 31V32H263ZM52 32V31H51ZM68 32H69V30H68ZM138 32V35H139V38H141L140 37V35L141 36H145L146 34H144V33H139V31H137ZM142 32V31H141ZM164 32L165 31H161V33H162V35L164 34ZM167 32V31H166ZM177 32V31H176ZM176 32H174V34L176 33ZM188 32V31H187ZM196 32H198V31H196ZM202 32H200V33H202ZM219 32V31H218ZM238 32V31H237ZM254 32V31H253ZM257 32V31H256ZM260 32H258V33H260ZM126 33H128V32H126ZM125 33V34H126ZM134 32H132V34H133ZM154 34H155V32H153ZM158 33H159V35H158ZM171 33V32H170ZM169 33V34H170ZM179 33V32H178ZM182 33V32H181ZM190 33H191V31H190ZM199 33V32H198ZM199 33V34H200ZM207 33H209V32H207ZM243 33V32H242ZM248 33V34H249ZM255 33V32H254ZM264 33V32H263ZM263 33H260L261 35L263 34ZM93 34V33H92ZM96 34V33H95ZM99 34V33H98ZM98 34H97V37H98ZM106 34V33H105ZM116 34V33H115ZM118 34V33H117ZM143 34V35H142ZM166 34V33H165ZM173 34V36H172V34H170L171 36H172V39H173V37L174 36H178V35H180V33L179 34H177V35H174ZM184 34V33H183ZM182 34V35H183ZM188 34V33H187ZM192 35H193V33H191ZM206 34V33H205ZM213 34V33H212ZM222 34H220V35H222ZM234 34H236L237 35V33H234ZM245 34V33H244ZM248 34H246V35H248ZM54 35V34H53ZM108 34H106L105 36H107ZM121 35H123V34H121ZM128 35V34H127ZM126 35V36H127ZM131 35V34H130ZM129 35V36H130ZM133 35H136L135 33L133 34ZM133 35H131V37H134L135 38V36H133ZM138 35H137V37H138ZM148 35H150V34H148ZM168 35V34H167ZM186 35V34H185ZM189 35V34H188ZM198 35V34H197ZM250 35H251V33H250ZM256 35V34H255ZM259 35V34H258ZM264 35V34H263ZM45 36V35H44ZM95 36V35H94ZM93 36V37H94ZM101 36H102V34H101ZM105 36H104V38H105ZM114 36V34L110 37V38H114L113 37ZM120 36V35H119ZM119 36H118V38H119ZM124 36V35H123ZM123 36H120V37H123ZM126 36L125 37H123V39L121 40V42L120 43H118L119 42V40H118V38H117V40H118V42L116 41V43H118V44H121V45H123V47L125 48V49H123L122 48V50L120 49V50H118L117 49V47L119 48V46H117V47H115V45H113V46H111V47H113V49L114 50H117L118 52L117 53H115V54H119V56H116V55H113V56H116V57H118V58H121L120 57V55L122 56V57H124V58H126V59H131V58H133V56H134V54H131L130 52H129V50H128V48H127V45L126 44H128L127 43V39L128 38H126ZM143 36V37H144ZM151 36V35H150ZM150 36H148V39H149V37ZM163 36H165V35H163ZM163 36H162V39H163ZM169 36V35H168ZM171 36H169L170 37V39H171ZM184 36V35H183ZM201 37H202V39H201V41L202 40H204L205 41V38L203 39V37L205 36H203V35H200ZM226 36H227V34H226ZM238 36H241V35H239L238 34ZM252 36V35H251ZM37 37V36H36ZM42 37V36H41ZM70 37H72L71 39H70ZM70 37H68V40L67 41H65V42H62L63 40H61V42L60 43H58L57 42V40H55L56 41V43L55 44H57V45H55V44H53L54 43V40H50V43L51 44H53V45H55L54 47L53 46H50V43L47 41V39H46V41H47V43H49V45L47 44V45H41L42 46V48H40V46H39V48L43 51V50H45L44 52L45 53H48V54H45V55H50L51 54V56L50 57H52V58H54V55L56 56V54H57V52H59V51H54V50H57L56 49V46H57V48L58 49H60L61 48V52L62 53H64L63 51H66L67 49H71V51H73V52H76V53H78L77 54V57L76 58H74V56H73V59H76L75 61H77V59H78V61H79V59H80V61H83V63H84V61H86L89 57L90 58H94V57H91V55L92 56H94V54H100V52H98V53H96L99 49H98V47L96 48V49H98L97 51H89L90 49H88L86 46L87 45H81L82 43H83V41H82V43L81 44H77V42H76V40H75V42H74V35L73 36H70ZM82 37V36H81ZM88 37V36H87ZM99 37H100V34H99ZM98 37V38H99ZM107 37H109V36H107ZM117 37V36H116ZM115 37V38H116ZM142 37V38H143ZM145 37H147V36H145ZM165 37H167V36H165ZM182 36H180V38H181ZM187 37L189 38L190 37V39H193V38H191V36H185V38L187 39ZM193 37V36H192ZM194 37H195V35H194ZM196 37H199V36H196ZM211 36H208V38H210ZM213 37V36H212ZM211 37V38H212ZM218 37V36H217ZM220 37V36H219ZM222 37V36H221ZM235 37V36H234ZM237 37V36H236ZM250 37V36H249ZM248 37V38H249ZM255 37H257V36H255ZM262 36H260V38H261ZM92 38V37H91ZM96 38V37H95ZM103 37H101V39H102ZM103 38V39H104ZM114 38V39H115ZM124 38H126V39H124ZM153 39H157V37H155L154 38V35H153V37H152ZM175 38V37H174ZM178 38V37H177ZM180 38H178V39H180ZM206 38H207V36H206ZM210 38V39H211ZM227 38V37H226ZM252 38V37H251ZM259 37H257V39H260ZM264 38V37H263ZM54 39V38H53ZM66 39V38H65ZM77 39V38H76ZM81 39V38H80ZM86 39V38H85ZM88 39V38H87ZM109 39V38H108ZM119 39H121V38H119ZM151 39V38H150ZM168 39V38H167ZM166 39V40H167ZM176 39V38H175ZM184 39V37L182 38V40ZM190 39L188 40L189 41V43L191 44V41H190ZM196 39H198V38H196ZM221 39V38H220ZM228 39V38H227ZM227 39H225V41L223 42V40H222V42L223 43H225V47H226V49H224L223 48V46H222V48L224 49V50H221L222 52H219V53H217V55H219V58H221V59H219V60H222L224 57L222 56L226 51L225 50H227V54L225 53L224 55H226L228 58H224V59H226L227 60V62L230 64V65H232L233 63H234V55L237 53L236 51L238 50V51H240V47H235L234 45V43H232V41H231V43H230V41H228ZM230 39V38H229ZM234 39V38H233ZM236 39V38H235ZM243 39V38H242ZM241 39V40H242ZM255 39V38H254ZM107 40V39H106ZM105 40V41H106ZM110 40H113V39H110ZM194 40V39H193ZM192 40V41H193ZM199 40V39H198ZM197 40V41H198ZM213 40V39H212ZM214 40H217V39H214ZM213 40V41H214ZM244 40V39H243ZM251 40V39H250ZM21 41V40H20ZM90 41V40H89ZM99 41V40H98ZM98 41H96V42H98ZM103 41V40H102ZM130 41L132 42V41H134V40H131L130 39ZM163 41H164V39H163ZM163 41H162V43H163ZM181 41V40H180ZM187 41V42H188ZM195 41V40H194ZM193 41V42H194ZM200 41V40H199ZM209 40H207V42H208ZM220 41V40H219ZM235 41V40H234ZM240 41V40H239ZM248 41V40H247ZM252 41V40H251ZM260 41H262V40H260ZM12 42V43H13ZM85 42H86V40H85ZM101 42V41H100ZM100 42H98V44L100 43ZM104 42V41H103ZM108 42V41H107ZM113 42H115V41H113ZM167 42H168V40H167ZM172 42H173V40H172ZM176 42V44H174L173 43V45H174V47L173 48H175V45H177V44H179V43H177V41H175ZM179 42V41H178ZM183 42H184V40H183ZM183 42H181V43H183ZM206 42V41H205ZM210 42V41H209ZM217 42V41H216ZM216 42H215V45H217V44H219V43H217L216 44ZM249 42V41H248ZM255 42V41H254ZM258 42H259V40H258ZM257 42V43H258ZM17 43H19V42H17ZM46 43V42H45ZM87 43H88V41H87ZM87 43H85V44H87ZM90 43V42H89ZM110 43H111V41H110ZM116 43H113V44H116ZM165 43H166V41H165ZM181 43H180V47L182 46L181 45ZM196 43V42H195ZM198 43V42H197ZM203 43V42H202ZM213 43V42H212ZM256 43V42H255ZM260 43H263V42H260ZM44 44V43H43ZM98 44H96V45H98ZM103 44V43H102ZM104 44H105V42H104ZM103 44V45H104ZM160 45H161V42L159 43ZM159 44H154V45H159ZM169 44V43H168ZM200 44H201V42H200ZM199 44V45H200ZM204 44V43H203ZM202 44V45H203ZM230 44H232V45H230ZM234 44V45H233ZM101 45V44H100ZM112 45V44H111ZM128 45H130V44H128ZM133 45H135V44H133ZM172 45V44H171ZM170 44H169V46H171ZM201 45V47H203L204 45H207V47H208V45L212 48L213 46H211V45H213V44H204L203 46ZM221 45H222V43H221ZM32 46V45H31ZM34 46V45H33ZM33 46H32V51L30 50V52L29 53H24V55L22 56V55H20L19 54V52L16 54V55H20V56H15L14 58H16V59H12V57L14 56H12L11 57V59L10 58H8V59H10V61L8 60V62H5L6 61V57H4V56H2L1 57V59L4 57V59H5V61H4V63H3V61L0 59V61H2V63H0V68L2 69V68H5L4 70H6V72H4L3 74H1V76H0V85L3 87L2 88V90L0 89V187L2 186H5V188H7L8 189V193H6V192H4L3 191V188H0V224H7L9 227L11 226V224L9 223L12 219H14V217H15V215L17 214L18 215V212H17V210L19 211V209H21V206H20V208H19V206H16V203H18V202H14L13 200V197H14V194H9V192H14V191H17V190H23L24 189V192L29 188V187H33V186H29V184H30V181L31 182H33V181H35L36 182V184H34L35 186H41L42 185V183H44V181L45 180H43L42 179V177H41V180H43V182L42 183H39V181H38V179H40V177H38V173H37V165H36V163L34 164V163H32L31 162V164H30V161H29V159H31V158H29L28 159V157L27 156H29V155H27L26 153L28 152H24V151H26L27 149H33L34 148V150H36L35 148L38 146L39 147V145H41L40 144V139H47L48 140V137L49 136H51V134L54 132L53 131V127L55 126V125H53L52 126V128H50L51 127V124H50V126H48L49 127V129H47L45 126H42V124H39L38 126H37V121L39 122V120H40V118H39V116H37L38 114H37V109L39 110V108H40V110L42 109V106H40L39 108H38V106L37 105H35L36 107V109L35 108H32L31 109V107H32V105H34V101L33 100H37L39 97H37V98H34V96H33V94H35V91H36V89H33V90H35L34 91V93L32 94V97L30 98V99H28L27 100V102L25 101V104H21V103H24V102H22V101H20L21 103H19V102H17L16 100H13V99H15L14 97H13V94H22L23 92H25V89H26V85L28 84V80L25 78L24 80L27 82V84H25L24 82L22 83V82H19L18 81V78H16V77H14V76H16L15 75V73L14 72H16L17 71V69H21L22 71H26L27 69H29V68H27V66H26V64H28L29 63V61H33V60H35V58H37V50L39 51L40 49L38 48L37 49V46L38 45H35L34 47H35V49H33ZM132 46V45H131ZM136 46V45H135ZM166 46H168V45H166ZM197 47H198V45H196ZM220 46V45H219ZM219 46H217V50H218V47ZM240 46V45H239ZM262 46V45H261ZM260 46V47H261ZM264 46V45H263ZM262 46V47H263ZM25 47H26V45H25ZM93 47H96V46H93ZM109 47H110V45H109ZM110 47V48H111ZM120 47H122V46H120ZM134 47V46H133ZM155 47H157V46H155ZM154 47V48H155ZM178 47V46H177ZM176 47V48H177ZM200 46H199V48H201ZM205 47V46H204ZM207 47H205V48H207ZM248 47V46H247ZM257 47H258V45H257ZM3 48H5L4 47V45H3ZM19 48V47H18ZM31 48V47H30ZM109 48V49H110ZM131 48V47H130ZM149 48H150V46H149ZM149 48H147V49H149ZM169 48H171V47H169ZM175 48V49H176ZM179 48V47H178ZM198 48V49H199ZM205 48H203L204 50H205ZM242 49H243V46L241 47ZM250 48V47H249ZM15 49V48H14ZM17 49V48H16ZM15 49V50H16ZM21 49H23L22 48V46H21ZM29 49V48H28ZM134 50H136L135 48H133ZM133 49H130V50H133ZM165 49V48H164ZM172 49V48H171ZM192 49V48H191ZM208 49V48H207ZM206 49V50H207ZM254 49L255 48H253V51H254ZM260 49H262V48H259V50ZM264 49V48H263ZM262 49V51H264ZM2 50V49H1ZM1 50H0V53H1ZM11 50V49H10ZM24 50V49H23ZM22 50V51H23ZM26 50V49H25ZM24 50V51H25ZM46 50H47V52H46ZM93 50V49H92ZM95 50V49H94ZM113 50V51H114ZM151 50H152V47H151ZM157 49L155 48V49H153V51H156ZM162 50V49H161ZM167 50V49H166ZM169 50V49H168ZM178 50V49H177ZM194 51H195V49H193ZM200 50V49H199ZM203 50V52H205ZM244 50H246V52H248L247 50H250V49H244ZM244 50H242L243 52L242 53H244L245 55H247V53H245V51ZM258 50V49H257ZM256 49H255V51L254 52H256L257 51ZM258 50V51H259ZM5 51L7 52V50H6V48H5ZM17 51H19V50H17ZM106 51V50H105ZM112 51V52H113ZM141 51H145V52H143V54L145 55V53H146V50H144V48H143V50H141ZM140 51V53H142ZM164 51V50H163ZM174 51V50H173ZM173 51H168V52H170L171 54H173ZM180 51H181V48H180ZM179 51V52H180ZM214 51H216V50H214ZM225 51V52H224ZM252 51V50H251ZM252 51V54L254 53ZM261 51V50H260ZM6 52H5V54H6ZM9 52V53H8ZM8 54H10V53H12V50H11V52L8 50ZM14 52V51H13ZM16 52V51H15ZM26 52V51H25ZM132 52V51H131ZM158 52H159V50H158ZM161 53H162V51H160ZM165 52V51H164ZM164 52L162 53V56L164 57L165 55L167 56L166 57V59L167 58H170V57H168V56H170V55H167V54H169V53H167V54H165L164 55ZM178 52V53H179ZM196 52H197V50H196ZM195 52V53H196ZM199 52V51H198ZM197 52V53H198ZM201 52V51H200ZM217 52V51H216ZM20 53H21V51H20ZM39 53H41V52H39ZM75 53V54H76ZM102 53V52H101ZM110 53H111V51H110ZM134 53H136V52H134ZM137 53H139V49H138V52ZM148 53H150L149 51H148ZM152 53V52H151ZM153 53H155V52H153ZM153 53H152V56L154 57V55L156 54H154L153 55ZM206 53H207V51H206ZM211 53V52H210ZM222 53V54H221ZM250 53V52H249ZM8 54H6L7 56H9ZM13 54V53H12ZM65 54V53H64ZM63 54V55H64ZM70 54H72V53H70ZM69 54V55H70ZM74 54V53H73ZM98 54V55H99ZM103 55H104V53H102ZM111 54H113V53H111ZM158 54V53H157ZM156 54V55H157ZM160 54V53H159ZM159 54H158V57H159ZM183 54V53H182ZM199 54V56L201 55V53H198ZM197 54V55H198ZM214 54V52L212 53V55ZM220 54H221V56H220ZM240 54H241V52H240ZM243 54V55H244ZM251 54V53H250ZM248 55V56H251V55ZM260 53H258V55H259ZM1 55H2V53H1ZM42 55H43V52H42ZM53 55V56H52ZM62 55V54H61ZM101 55V54H100ZM99 55V56H100ZM138 55V54H137ZM137 55L135 56V60L137 59L138 61H140L138 58H136L137 57ZM151 54H149V56H150ZM161 55V54H160ZM176 54H174V56H175ZM204 54H202V56H203ZM211 55V56H212ZM214 55H216V53L214 54ZM237 55H238V53H237ZM242 55V56H243ZM256 55H257V53H256ZM264 55V54H263ZM44 56V55H43ZM96 56L97 55H95V58H96ZM102 56V55H101ZM110 56V55H109ZM140 56V55H139ZM138 56V57H139ZM141 56H142V54H141ZM161 56V57H162ZM199 56H197V58L199 57ZM210 56V55H209ZM240 56V55H239ZM260 56V55H259ZM10 57V56H9ZM49 57V56H48ZM47 57V58H48ZM50 57H49V59H50ZM57 57V56H56ZM69 57V56H68ZM68 57H67V59H68ZM161 57H159V58H161ZM178 57H179V55H178ZM177 57V58H178ZM195 57V56H194ZM213 57V56H212ZM211 57V58H212ZM216 57V56H215ZM244 57V56H243ZM260 57H262V55L260 56ZM259 57V59H261ZM46 58V57H45ZM89 58V59H90ZM107 58H109V57H107ZM118 58H114L115 60H117ZM124 58H122L121 60H123ZM247 58H249V59H251L250 57H247ZM263 58V57H262ZM69 59H72V56H70V58ZM68 59V60H69ZM110 59V58H109ZM112 59V58H111ZM125 59V60H126ZM149 59V58H148ZM155 59H156V56H155ZM155 59H153V60H150L152 63H153V61L155 60ZM165 59V60H166ZM172 59V58H171ZM175 59V58H174ZM200 59H201V57H200ZM203 59H204V57H203ZM218 59V58H217ZM237 59V58H236ZM243 59V58H242ZM246 59V58H245ZM252 59H253V55H252ZM258 59V58H257ZM257 59H254V60H257ZM29 60V61H28ZM90 60H92V59H90ZM108 60V59H107ZM113 60V59H112ZM114 60V61H115ZM120 60V59H119ZM125 60H123V61H125ZM144 60V59H143ZM142 60V61H143ZM162 60V59H161ZM160 60V62H161V64L163 65V62L165 61L164 59V61L162 60L161 61ZM170 60V59H169ZM197 60V59H196ZM199 60V59H198ZM197 60V61H198ZM205 60V59H204ZM206 60H208V59H206ZM205 60V61H206ZM211 60V59H210ZM209 60V61H210ZM213 60H216V59H214L213 58ZM226 60H224V61H226ZM238 60V59H237ZM247 60V59H246ZM88 61V60H87ZM86 61V62H87ZM96 61V60H95ZM121 62L122 64H120L119 62V64L121 65V67H122V69L124 68V66L126 65V66H129V64L127 65V62L125 63V62ZM127 61V60H126ZM130 61H132V59L130 60ZM138 61H134L133 60V63L134 62H138ZM158 61V60H157ZM201 61V60H200ZM217 61V60H216ZM236 61V60H235ZM239 61H240V59H239ZM238 61V62H239ZM243 61L244 60H242V63H243ZM248 61V60H247ZM246 61V62H247ZM262 61V60H261ZM85 62V63H86ZM108 62V61H107ZM110 62V61H109ZM108 62V63H109ZM143 62H145L143 65L145 66V64H146V62H147V60L146 61H143ZM142 62V63H143ZM203 62V61H202ZM227 62L225 63L224 62V65L225 64H227ZM245 62V61H244ZM50 63V62H49ZM72 63V62H71ZM91 63V62H90ZM108 63H107V65H105V66H109V68H110V65H108ZM117 63V62H116ZM128 63H130V62H128ZM141 63V62H140ZM148 63H150L149 61H148ZM159 63V62H158ZM168 63V62H167ZM172 63V62H171ZM173 63L175 64V61H173ZM177 63V62H176ZM198 63H201V62H198ZM207 63V62H206ZM210 63V62H209ZM213 63V62H212ZM211 63V64H212ZM237 63V61L235 62V64ZM258 63V62H257ZM256 63V64H257ZM96 64V63H95ZM98 64V63H97ZM96 64V65H97ZM110 64V63H109ZM131 64V63H130ZM135 64V63H134ZM134 64H131V65H133L134 66ZM151 64V63H150ZM149 64V65H150ZM154 64V63H153ZM160 64V65H161ZM173 64V65H174ZM180 64H181V62H180ZM194 64V63H193ZM203 64H205V63H203ZM214 65H215V63H213ZM217 64H219V63H217ZM216 64V65H217ZM221 64V63H220ZM239 64V63H238ZM263 64H264V62H263ZM32 65V64H31ZM30 65V66H31ZM72 65V64H71ZM102 65H104V64H102ZM137 65V64H136ZM156 65V67L158 66L157 65V63L155 64ZM159 65V66H160ZM178 65V64H177ZM188 65V64H187ZM190 65V64H189ZM195 65V64H194ZM194 65L193 66H191V67H194ZM214 65H213V67H214ZM237 65V64H236ZM236 65H232L231 67H233V66H235L236 67ZM247 65H249L248 63H247ZM255 65V64H254ZM253 65V66H254ZM33 66V65H32ZM66 66V65H65ZM86 66V65H85ZM99 66V65H98ZM104 66V67H105ZM115 66V65H114ZM116 66H118L117 64H116ZM125 66V67H126ZM148 66V65H147ZM146 66V67H147ZM151 66V65H150ZM158 66V67H159ZM179 66V65H178ZM181 66V65H180ZM180 66L179 67H177V68H180ZM186 66V65H185ZM184 66V70H186V67ZM204 66V65H203ZM202 66V67H203ZM209 66V65H208ZM207 66V67H208ZM220 66V65H219ZM222 66H223V64H222ZM225 66H227V65H225ZM239 66H240V64H239ZM239 66H237L236 68H237V70L239 69L238 67ZM241 66H244V65H241ZM41 67H44V66H41ZM71 67V66H70ZM69 67V68H70ZM81 67V66H80ZM104 67H102V68H104ZM131 67V66H130ZM129 67V68H130ZM138 67V66H137ZM140 67V66H139ZM139 67H138V70H139ZM146 67H144V68H146ZM152 67V66H151ZM157 67V68H158ZM164 67V66H163ZM182 67H183V65H182ZM181 67V68H182ZM190 66H189V68H190V72H192V71H194V70H192V69H194V68H191ZM196 67V66H195ZM199 67V66H198ZM213 67H211V68H213ZM216 67V66H215ZM221 67V66H220ZM224 67V66H223ZM247 67V66H246ZM255 67V66H254ZM65 68V67H64ZM67 68V67H66ZM65 68V69H66ZM82 68V67H81ZM93 68L94 69H97V73H96V75L99 77V78H101V79H104V77H105V75L106 74H108V76H111L112 75V71L109 69V71H111V75H110V72H106L107 70H105V69H103V72H100L99 71V68H97V66H96V68L95 67H92V70H93ZM114 68V67H113ZM128 68V67H127ZM140 68H142V69H144L143 67H140ZM148 68V67H147ZM147 68H146V70H147ZM150 68V67H149ZM148 68V69H149ZM152 68H155L154 67V65H153V67ZM171 68H173V67H171ZM188 68V67H187ZM241 68V67H240ZM245 68V66L243 67V69ZM252 68V66L250 67V69ZM10 69V70H9ZM19 69V70H20ZM25 69V70H24ZM31 69V68H30ZM35 69V68H34ZM63 69V68H62ZM62 69H61V71H62ZM77 70L76 71H80V70H78V68H76ZM125 69V68H124ZM134 69H136L135 67H134ZM134 69H132V70H134ZM141 69V70H142ZM161 68L159 67V70H160ZM166 69V68H165ZM198 69V68H197ZM204 69H205V66H204ZM204 69H202V71L201 72H203V70ZM208 70L210 69L209 67L207 68ZM215 69V68H214ZM213 69V70H214ZM220 68H218L217 70H219ZM226 69H227V67H226ZM243 69H241V70H243ZM247 69V68H246ZM246 69H244V71L246 70ZM252 69H254V68H252ZM259 69H261V68H259ZM259 69H257L256 68V70H259ZM264 69V68H263ZM20 70V71H21ZM32 70V69H31ZM92 70L90 71V73L92 72ZM101 70V69H100ZM117 70V69H116ZM120 70V69H119ZM126 70V69H125ZM129 70V69H128ZM128 70H126L127 72H128ZM137 70V69H136ZM135 70V71H136ZM151 70V69H150ZM154 70V69H153ZM153 70H151V71H153ZM167 70V69H166ZM183 70V72H185ZM187 70H189V69H187ZM208 70H204L205 71V73H206V71H208ZM212 70V69H211ZM212 70V71H213ZM223 70V69H222ZM234 70V69H233ZM236 70V71H237ZM60 71V72H61ZM65 71H67V70H65ZM73 71V70H72ZM71 71V72H72ZM76 71H73V72H75L76 73ZM93 71H95V70H93ZM115 71V70H114ZM121 71V70H120ZM124 71V70H123ZM126 71H124V73L126 72ZM149 71V70H148ZM161 71H163L162 69L160 70V72L159 73H155V75H153L154 77L156 76V75H158V76H162V79L164 78L163 76H165L166 74H164V75H159L160 73H161ZM167 71H169V70H167ZM166 71V72H167ZM171 71V70H170ZM178 71V70H177ZM182 71V70H181ZM225 71H227V70H225ZM240 71V70H239ZM247 71V70H246ZM0 72H1V70H0ZM60 72L58 73V74H60ZM63 72H64V69H63ZM68 72H70L69 70H68ZM70 72V73H71ZM78 72H77V74L76 75H78ZM86 72V71H85ZM85 72H82V73H85ZM88 72V71H87ZM133 72V71H132ZM138 72V71H137ZM142 74H144L145 75V73H143V72H145V70L142 72V71H140ZM140 72H139V74H140ZM175 72V71H174ZM178 72H180V71H178ZM196 72V71H195ZM198 72V71H197ZM216 72V71H215ZM229 72H231V71H229ZM233 72V71H232ZM231 72V73H232ZM249 73H250V70L248 71ZM13 73V74H12ZM19 73V72H18ZM62 73V72H61ZM66 73V72H65ZM69 73V74H70ZM74 73V74H75ZM89 73V74H90ZM129 73V72H128ZM128 73H126V74H128ZM131 73V72H130ZM151 76H152V74H151V72H148ZM153 73V72H152ZM164 73V72H163ZM162 73V74H163ZM188 73V72H187ZM205 73L203 72L202 73V75L203 76H205ZM210 73V72H209ZM209 73H206L207 75H209ZM212 73V72H211ZM222 73V72H221ZM220 73V75H222ZM225 73V72H224ZM228 73V72H227ZM231 73H229V74H231ZM255 73V72H254ZM262 73V72H261ZM63 74V73H62ZM61 74V75H62ZM68 74V73H67ZM86 74H88V73H86ZM86 75V76H88V77H90V75ZM92 74H94V72H92ZM91 74V75H92ZM113 74H115L116 75V72L115 73H113ZM121 74H123V73H121ZM147 74V73H146ZM168 74L169 75H171L172 74V71L169 73L168 72ZM167 74V76L168 77H170L169 75ZM183 74H185V73H183ZM200 74V73H199ZM233 74V73H232ZM251 74V73H250ZM249 74V75H250ZM263 74V73H262ZM18 75V74H17ZM51 75V74H50ZM49 75V76H50ZM71 75V74H70ZM69 75V76H70ZM83 75V74H82ZM81 75V72H80V77L82 76ZM117 75L119 76V73H118V70H117ZM116 75V76H117ZM135 75H137V74H135ZM148 75V74H147ZM150 75L148 76V77H150ZM174 75V74H173ZM206 75V76H207ZM212 75H213V73H212ZM216 75H218V74H216L215 73V77H217ZM53 76H55V77H57V75L55 74H53ZM69 76L67 75V77L69 78ZM74 76V75H73ZM73 76H71V77H73ZM84 77H85V75H83ZM82 76V77H83ZM114 76V75H113ZM116 76H115V78H116ZM121 76V75H120ZM123 76V75H122ZM121 76V77H122ZM133 76H134V72H133ZM179 76V75H178ZM185 76V75H184ZM188 76V75H187ZM197 76H199L198 74H197ZM203 76H202V78H203ZM205 76V77H206ZM219 76V75H218ZM237 76V75H236ZM17 77H19V76H17ZM66 76H65V74L64 75H62V76H59V79H53V80H56V81H53V82H51V83H49V81H48V83H49V85L47 86L48 88H49V90L51 89V88H54V87H56V85H60V84H64V82L68 79ZM77 76H75L74 78H76ZM79 77V78H80ZM83 77V78H84ZM120 77V78H121ZM127 77V76H126ZM140 77V76H139ZM167 77V78H168ZM171 77H173V76H171ZM193 77H194V75H193ZM200 77H201V75H200ZM208 77V76H207ZM209 77H211V76H209ZM220 78H221V76H219ZM218 77V78H219ZM35 78V77H34ZM50 78L51 77H49V78H47V79H49L50 80ZM67 78V79H66ZM78 78V81L81 79H79ZM118 79V81H120V78L119 77H117ZM123 78V77H122ZM128 78V77H127ZM126 78V79H127ZM156 78V77H155ZM154 78V79H155ZM161 78V77H160ZM160 78H158V79H160ZM178 78V77H177ZM197 78H199V77H197ZM246 78V77H245ZM20 79V78H19ZM77 79V78H76ZM109 79H110V77H109ZM112 79V78H111ZM124 79V78H123ZM157 79V78H156ZM161 79V80H162ZM166 78H164V80H165ZM174 79V77L172 78V80ZM182 79H184V78H182ZM200 79V78H199ZM209 79V78H208ZM247 79V78H246ZM42 80H45V78L44 79H42ZM70 81H71V79H69ZM74 80V79H73ZM82 80V79H81ZM85 80L86 81H88L87 80V78H85ZM106 80V79H105ZM151 80H153L152 78H151ZM164 80H162V81H164ZM167 80V79H166ZM171 79L169 80L170 81V83H172L173 81H172ZM178 80V79H177ZM190 80V79H189ZM201 80H203V79H200V82H199V86H201V84L203 85V83L201 82ZM204 80H205V78H204ZM210 80V79H209ZM208 80V83H211L210 81ZM217 80V79H216ZM220 80V79H219ZM222 80V79H221ZM74 81H77V80H74ZM94 81V80H93ZM96 81V80H95ZM100 81V79L98 80V82L97 83H100L99 82ZM124 81V80H123ZM192 81H194V80H192ZM199 81V80H198ZM207 81V79L205 80V83H207L206 82ZM42 82V81H41ZM45 82V83H44ZM44 82H42L43 83V85L44 84H46V81H44ZM67 82V81H66ZM71 82H73V81H71ZM70 82V83H71ZM80 82V81H79ZM79 82L78 83H71V89H73V96L75 97V98H77V100L79 101V98H81V101L82 102H79V103H81L80 105H82V103H83V105L85 104V107H86V104L87 103H89V102H86L85 103V101H90V100H87V99H83L84 97L83 96H85L86 94H90L89 96L88 95H86V97L88 96V97H90L91 96V92H89L88 90H91L92 88V86H93V83H91L90 82V84H92V86L89 84V81H88V83L86 82V83H84L83 82V80L80 82V84H79ZM96 82H94V83H96ZM103 82V81H102ZM101 82V83H102ZM104 82H106V81H104ZM109 82V81H108ZM110 82H111V80H110ZM109 82V83H110ZM112 82H114V81H112ZM121 82V81H120ZM124 82H126V81H124ZM154 82V81H153ZM179 82V81H178ZM184 82H187V83H189L188 81H186V80H184ZM217 82H220V81H217ZM222 82V81H221ZM233 82H234V80H233ZM30 83H32V82H29V84H28V87L30 86ZM69 83V84H70ZM100 83V84H101ZM126 83H128V80H127V82ZM161 83V82H160ZM165 85H166V87H167V84H170V83H165V82H163ZM179 83H181V82H179ZM191 83H193V82H191ZM196 83H197V81H196ZM213 83V82H212ZM239 83V82H238ZM253 83V82H252ZM35 84H37V83H35ZM34 84V85H35ZM39 84V83H38ZM56 84V85H55ZM66 84V83H65ZM68 84V85H69ZM100 84H99V87H100ZM107 84V83H106ZM122 84H123V82H122ZM141 84V83H140ZM178 84V83H177ZM181 84H183V85H185L186 86V84H184V83H181ZM190 84V83H189ZM194 84V83H193ZM193 84H191V85H193ZM33 85V86H34ZM41 85V84H40ZM54 85V86H53ZM67 84H66V86L64 85V87H66L65 89H67V87L69 88V86H68ZM97 85V84H96ZM95 85V87H97ZM110 85V84H109ZM111 85H115V84H111ZM125 85V84H124ZM128 85V84H127ZM130 85V84H129ZM128 85V86H129ZM150 85H151V83H150ZM171 85V84H170ZM174 85V82H173V84H172V87H174L173 86ZM175 85H176V83H175ZM183 85H181L182 86V88L184 87ZM195 85H197V84H195ZM197 85V86H198ZM211 85V84H210ZM222 85V84H221ZM251 85V84H250ZM39 86V85H38ZM45 86V85H44ZM43 86V87H44ZM102 87L104 86L103 85V83H102V85H101ZM119 86H121V84L119 85ZM127 86V87H128ZM155 85L153 84V88L155 89V87H154ZM157 86H159L160 87V85H157ZM179 86V85H178ZM177 85L175 86L176 88L178 87ZM205 86V85H204ZM204 86L203 87H201V90H203L204 89ZM239 87H240V84L238 85ZM243 86V85H242ZM34 87H36V86H34ZM40 87V86H39ZM42 87V86H41ZM40 87V88H41ZM43 87H42V89H43ZM60 87V86H59ZM58 87V88H59ZM62 87V86H61ZM94 87V86H93ZM107 87V86H106ZM118 86H116L115 85V88L116 89H118L117 88ZM137 87V86H136ZM208 86H205V89L207 88ZM1 88V87H0ZM30 88H33V87H30ZM37 88V87H36ZM57 88V89H58ZM105 88V87H104ZM114 88V87H113ZM123 89H124V87H122ZM130 88H132V87H129V89L128 90H130ZM138 89H139V87H137ZM163 87H161V89H162ZM180 87H178V89H179ZM181 88V89H182ZM186 88V87H185ZM184 88V89H185ZM203 88V89H202ZM262 88H264V87H262ZM14 89H16V90H14ZM45 89V88H44ZM62 89H64V88H62ZM64 89V90H65ZM97 89V88H96ZM95 89V90H96ZM123 89H121V87H120V91L121 90H123ZM137 89V90H138ZM152 89V88H151ZM154 89H152L153 91H154ZM157 89V88H156ZM155 89V92L156 91H158V89L156 90ZM160 89V88H159ZM167 89V88H166ZM169 89H171V87L169 88ZM173 89L174 88H172V91H173ZM196 89H198V88H195V90ZM208 89H209V87H208ZM208 89H206V90H208ZM252 89V88H251ZM250 89V90H251ZM257 89H259V88H257ZM261 89V88H260ZM19 90V91H18ZM48 90V89H47ZM54 90V89H53ZM61 91V97L62 98H64V99H68V95L66 96L64 93L65 92H67V93H69L68 91ZM70 90V89H69ZM98 90V89H97ZM96 90V91H97ZM103 91V88H101L99 91ZM113 90V89H112ZM119 90V89H118ZM124 90H126V89H124ZM165 90V89H164ZM164 90H162V91H164ZM176 90V89H175ZM180 90V89H179ZM200 90V89H199ZM198 90V91H199ZM200 90V91H201ZM212 90V89H211ZM237 90V89H236ZM242 90V89H241ZM240 90V91H241ZM15 91V92H14ZM27 91H29V89L27 88ZM43 91V90H42ZM54 91H56V89L54 90ZM88 91V92H87ZM94 91V90H93ZM102 91L100 92V93H102ZM108 92H106V91H104V92H106V93H110L109 92V90H107ZM115 91V90H114ZM199 91V93H201ZM20 92V93H19ZM41 92V91H40ZM64 92V93H63ZM86 92V93H85ZM136 92V91H135ZM159 92V91H158ZM158 92L157 93H155V94H158ZM169 92V91H168ZM171 92V91H170ZM176 92H178L177 90H176ZM194 92V91H193ZM192 92V94H194ZM203 92V91H202ZM11 93H13L12 94V97H13V99H11L12 97H10L11 96ZM25 93H27V92H25ZM47 93H49V92H47ZM46 93V94H47ZM58 93V92H57ZM64 95H63V94ZM85 93V94H84ZM95 93V92H94ZM93 93V94H94ZM105 93V94H106ZM120 93H122L123 94V92L121 91ZM144 93V92H143ZM164 93H165V91H164ZM179 93H181V92H179ZM204 93H207V91L206 92H204ZM24 94V93H23ZM28 94L29 93H27L26 95L28 96ZM38 94V92H36V95ZM54 94V93H53ZM53 94H52V96H53ZM104 93H103V95H105ZM111 94V93H110ZM128 94H129V92H128ZM127 93H126V95L128 96V97H130L129 95H128ZM141 94V93H140ZM166 94V93H165ZM177 94V93H176ZM175 94V95H176ZM187 94V93H186ZM185 94V95H186ZM189 94V93H188ZM196 94V93H195ZM202 94L203 93H201V95L200 96H202ZM31 95V94H30ZM40 95V94H39ZM38 95V96H39ZM97 94L95 93V95H93V96H96ZM98 95H100V94H98ZM97 95V96H98ZM102 95V96H103ZM116 95H118V94H116ZM141 95H143V94H141ZM178 95V94H177ZM198 95V94H197ZM204 95V94H203ZM41 96V95H40ZM47 96V95H46ZM51 96V95H50ZM55 96H57L58 97V95H55ZM96 96V98H98ZM106 96H107V94H106ZM113 96V95H112ZM123 96V95H122ZM126 96V97H127ZM149 96V95H148ZM150 96H152V94L150 95ZM168 96V95H167ZM172 96H174V95H172ZM187 96V95H186ZM24 97H26V96H23V98ZM29 97V96H28ZM36 97V96H35ZM83 97V98H82ZM92 97V96H91ZM115 97H117V96H115ZM127 97V98H128ZM139 97H140V95H139ZM163 97V96H162ZM189 97V96H188ZM17 98V97H16ZM43 98V97H42ZM42 98H39V99H41L42 100ZM59 98H60V95H59ZM59 98H57L58 99V101H59ZM96 98H95V100H96ZM103 98H104V100H105V97L103 96ZM102 98V99H103ZM123 98V97H122ZM122 98H120V96H119V99H122ZM125 98V97H124ZM142 98H144L143 96H142ZM149 98V97H148ZM154 98V97H153ZM166 98V97H165ZM187 98V97H186ZM193 98V97H192ZM201 98H203V97H201ZM200 98V99H201ZM27 99V98H26ZM46 99H47V97H46ZM51 99H54V98H52L51 97ZM56 99V100H57ZM63 99V100H64ZM91 99V98H90ZM99 99V98H98ZM101 99V98H100ZM118 99V98H117ZM118 99V100H119ZM130 99V98H129ZM144 99H146V98H144ZM144 99H143V101H144ZM163 99H164V97H163ZM199 99V98H198ZM207 99V98H206ZM232 99V98H231ZM231 99H230V101H231ZM32 100V101H31ZM40 100V101H41ZM44 100H45V98H44ZM61 98H60V103H61ZM93 100V99H92ZM122 100H124V99H122ZM122 100H121V102H122ZM128 100V99H127ZM140 100H142L141 99V97H140ZM150 100V99H149ZM151 100H153V99H151ZM154 100H155V98H154ZM213 100V99H212ZM18 101H19V99H18ZM24 101V100H23ZM51 101V100H50ZM49 101V102H50ZM54 101V100H53ZM58 101L57 102H55V103H51V104H49L48 106L46 105H44L45 107H47V108H44V110L46 109V110H48V109H50V108H52V106H56V107H54L55 109L58 107L57 106V104L61 107L63 104H61L60 105V103H58ZM66 101V100H65ZM65 101H63V102H65ZM94 101V100H93ZM98 101V100H97ZM97 101H95V102H97ZM107 101L108 100H106V101H103V102H105V105H106V103H107ZM120 101V100H119ZM134 101V100H133ZM137 102H139L138 101V99L136 100ZM136 101H134V102H136ZM156 101V100H155ZM203 101V100H202ZM243 101V100H242ZM75 102H77V101H75ZM101 102V101H100ZM99 102V103H100ZM115 102H116V100H115ZM114 102V103H115ZM124 102V101H123ZM128 102V101H127ZM141 102V101H140ZM145 102V101H144ZM147 102V101H146ZM145 102V104L147 105V103ZM157 102V101H156ZM208 102V101H207ZM206 102V103H207ZM36 103V102H35ZM47 103V102H46ZM73 103V102H72ZM94 103V102H93ZM92 103V105L94 106V104ZM109 103H110V101H109ZM129 103V102H128ZM130 103H131V101H130ZM155 103V102H154ZM159 103H160V101H159ZM157 104V105H159L160 107H161V105L160 104H163V103H160V104ZM243 103V102H242ZM36 104H39V101L36 103ZM42 104V103H41ZM65 104H67V103H65ZM69 104V103H68ZM73 104H75V103H73ZM90 104H91V101H90ZM96 104V103H95ZM171 105H172V103H170ZM40 105V104H39ZM79 105V106H80ZM82 105V106H83ZM88 105V104H87ZM97 105V104H96ZM101 105H104V104H99V106H101ZM104 105V106H105ZM116 105H117V103H116ZM115 104L112 106V102H111V106L109 107V108H111V107H113L114 108V111H116L117 110V108H118V110L120 109L119 107L121 106L120 105V102L118 103V107H116V110H115V107L114 106H116ZM120 105V106H119ZM123 105V104H122ZM130 105H132V104H130ZM134 105V104H133ZM149 105V104H148ZM153 105V104H152ZM203 105H205V104H203ZM231 105V104H230ZM243 105H245L246 106V104H242V106ZM250 105V104H249ZM64 106V105H63ZM63 106H62V108H63ZM68 106H70V105H68ZM72 106V105H71ZM70 106V107H71ZM89 106H91V105H89ZM88 106V107H89ZM136 106V105H135ZM140 106V105H139ZM143 106H145V105H143ZM156 106V105H155ZM234 106V105H233ZM238 106V105H237ZM236 106V107H237ZM247 106H248V104H247ZM60 107H58V108H60ZM73 107H74V105H73ZM77 107V106H76ZM75 107V108H76ZM88 107H87V109H88ZM97 107V106H96ZM96 107H95V110H96ZM123 107V106H122ZM151 107H153V106H150L149 105V109L151 108ZM158 106H156V108H157ZM159 107V108H160ZM207 107V106H206ZM221 107V106H220ZM230 107V106H229ZM232 107V106H231ZM244 107V106H243ZM65 108H67V107H65ZM79 108V107H78ZM78 108H76V109H78ZM92 108V107H91ZM94 108V107H93ZM93 108H92V110H93ZM99 108V107H98ZM97 108V109H98ZM106 108H108V107H106ZM113 108H111L110 110H112ZM135 108V107H134ZM141 108V107H140ZM145 108V107H144ZM158 108V109H159ZM162 108V107H161ZM211 108V107H210ZM235 108V106L233 107V109ZM248 108V107H247ZM245 109V110H243L244 108H242V110L244 111V113L243 114H246V115H243V117L245 116V118L244 119H246L247 117V114L249 113V109ZM252 108V107H251ZM27 109H30L29 110V112H27L28 110ZM69 109V108H68ZM74 108H72L71 109V111L69 112V111H67V112H69V113H73V115H74V118H73V121L74 122H77V124H79V123H83L84 121L83 120H87L86 119V117L88 118H90L91 117V120H92V125H94L95 123H93V120H96L97 118H95V117H97V116H95L96 114V112L94 111H92V115H89V116H84V114H85V112H84V114H83V109L85 110V108L84 107H82L80 110H77V111H72ZM122 109V108H121ZM124 109V108H123ZM132 109H133V106H132ZM146 109H148V107L146 108ZM145 109V110H146ZM228 109V108H227ZM233 109H232V111H233ZM238 109H239V107H238ZM238 109H235V111L237 110L238 111ZM6 110L9 112H13V117H11V115H9V114H7V112H6ZM26 110V111H25ZM39 110V111H40ZM52 110H54L53 108H52ZM60 111H61V109H59ZM67 110V109H66ZM89 110V109H88ZM91 110V109H90ZM101 110V109H100ZM116 111V112H119V111ZM127 110V109H126ZM163 110V109H162ZM161 110V111H162ZM43 111V110H42ZM41 111V112H42ZM51 111V110H50ZM55 111H57V110H55ZM65 111V110H64ZM102 111V110H101ZM103 111H105V108H104V110ZM129 111H130V109H129ZM128 111V112H129ZM141 111L142 112H144L143 111V109L141 108ZM231 111V110H230ZM235 111H233V112H235ZM236 111V112H237ZM41 112H40V114H41ZM54 112V111H53ZM62 112V111H61ZM60 112V114H62ZM87 112V111H86ZM88 112H90V111H88ZM100 111H98V113H99ZM106 112V111H105ZM112 112V111H111ZM111 112H109V113H111ZM146 112H147V110H146ZM150 112V111H149ZM159 112V110H157V113ZM173 112V111H172ZM228 112V111H227ZM238 112H241V109H240V111H238ZM252 111H250V113H251ZM39 113V112H38ZM44 113H46V111H44ZM51 113V112H50ZM55 114H47L46 116L47 117H45L44 119L45 120H43V122L42 123H45L47 120H50V121H52L54 124H56L54 121V119L55 118H57L59 115H56V112H54ZM66 112H64L63 113V115L64 116H66V114H65ZM69 113L67 114V116L69 115ZM72 113L70 114L71 116H73L72 115ZM101 113H103V112H101ZM121 113V112H120ZM124 113H126V112H124ZM133 113V112H132ZM136 113V112H135ZM230 113V112H229ZM242 113V112H241ZM87 114V113H86ZM103 114H106V113H103ZM102 114V115H103ZM117 114V113H116ZM128 114V113H127ZM153 114V113H152ZM156 114V113H155ZM162 114V113H161ZM200 114V113H199ZM206 114H207V112H206ZM228 114V113H227ZM235 114V113H234ZM43 115V114H42ZM45 115V114H44ZM43 115V116H44ZM69 115V116H70ZM88 115V114H87ZM98 115V114H97ZM110 115V118H112V116L111 115H113V118H115V114H114V112L113 113H111V114H109ZM118 115V114H117ZM117 115H116V117H117ZM120 116H121V114H119ZM122 115H123V113H122ZM129 115V114H128ZM167 115V114H166ZM191 115V114H190ZM209 115V114H208ZM217 115H218V113H217ZM216 115V116H217ZM223 115V114H222ZM221 115V116H222ZM229 115V114H228ZM42 116V117H43ZM67 116L66 117H62L63 119V121H61V122H59V125H58V123L56 124V126H55V129H56V127H58V128H61V124H64V125H66V120H68L69 121V119H67ZM70 116V117H71ZM105 116V115H104ZM131 116H133V115H131ZM131 116H129L128 117V121L130 120L129 118L131 117ZM140 116V115H139ZM142 116V115H141ZM144 116H145V113H144ZM176 116V115H175ZM178 116V115H177ZM220 116V115H219ZM218 116V117H219ZM231 116H232V118L233 117H235V115L233 116L232 114H231ZM236 116L237 117H239L237 114H236ZM242 116V115H241ZM241 116L239 117V118H241ZM249 116V115H248ZM37 117L39 118V120H37ZM70 117H68V118H70ZM103 117V116H102ZM106 117L108 118L109 116L108 115H106ZM123 117H125V116H123ZM143 117V116H142ZM187 117V116H186ZM189 117V116H188ZM198 117V116H197ZM200 117V116H199ZM66 118V119H65ZM98 118H100L99 116H98ZM122 118V117H121ZM133 118V117H132ZM158 118V117H157ZM179 118H181L180 116H179ZM192 117H190V119H191ZM238 118V119H239ZM42 119V118H41ZM61 119V118H60ZM102 119V118H101ZM109 119V118H108ZM120 118L118 117V120H119ZM174 119H176V117H174ZM244 119H242V120H244ZM250 119V118H249ZM70 120H72V117L70 118ZM99 120V119H98ZM113 120V119H112ZM115 120V119H114ZM113 120V121H114ZM126 121V119H123L122 118V121ZM133 120V119H132ZM178 120V119H177ZM213 120V119H212ZM226 120V119H225ZM239 120H241V119H239ZM248 119H246V121H247ZM252 120V119H251ZM250 120V121H251ZM41 121V120H40ZM57 121H60L59 120V118L57 119ZM97 121V120H96ZM103 121V120H102ZM121 120H120V124H121V122H122ZM125 121L124 122H122V124H124V128L122 127V124H121V128H122V130L123 129H125L127 126H125V124L128 122H126L125 123ZM163 121V120H162ZM161 121V122H162ZM180 121V120H179ZM48 122V121H47ZM88 122V121H87ZM86 122V123H87ZM89 122H90V119H89ZM88 122V123H89ZM95 122V121H94ZM99 122V121H98ZM118 122V121H117ZM189 122V121H188ZM195 122L196 121H193V120H191V123H188V124H190L193 128H201V124L200 125H196L195 124ZM226 122V121H225ZM248 122V121H247ZM252 122V121H251ZM41 123V122H40ZM49 123V122H48ZM69 123H70V121H69ZM72 123V122H71ZM70 123V124H71ZM97 123V122H96ZM103 123H104V121H103ZM114 123V122H113ZM162 123H164V122H162ZM172 123V122H171ZM176 123H178V122H176ZM205 123V122H204ZM212 123V122H211ZM214 123V122H213ZM250 123V122H249ZM68 124V123H67ZM70 124H68V125H70ZM76 123H74L73 124V126L75 125ZM119 124V123H118ZM180 124V123H179ZM252 124V123H251ZM58 125V126H57ZM83 125H85V124H83ZM89 125H90V123H89ZM88 125V126H89ZM96 125V124H95ZM94 125V126H95ZM171 125V124H170ZM181 125H183V124H181ZM207 125V124H206ZM215 125V124H214ZM72 125H70V127H71ZM72 126V127H73ZM81 126V125H80ZM94 126H91V127H93V128H95ZM103 126V125H102ZM106 126H108V125H106ZM106 126H103L104 128L106 127ZM113 126V125H112ZM115 126V125H114ZM113 126V127H114ZM147 126V125H146ZM185 126V125H184ZM208 126V125H207ZM69 127V126H68ZM75 127V126H74ZM76 127H78L77 125H76ZM75 127V129L77 130H79V128H76ZM84 127V126H83ZM82 126L80 127V129L81 128H83ZM133 127V126H132ZM182 127V126H181ZM215 128H217V126H214ZM228 127V126H227ZM63 128H64V126H63ZM108 128H109V126H108ZM128 128V127H127ZM141 128V127H140ZM144 128H145V126H144ZM192 128V129H193ZM62 129V128H61ZM67 129V128H66ZM106 129H107V127H106ZM129 129V128H128ZM128 129H125L124 131L126 132V133H121L122 132V130H121V132L118 134V131H117V134L118 135H120V134H127V130ZM134 129H136V128H134ZM190 129V128H189ZM57 130V129H56ZM55 130V131H56ZM63 130V129H62ZM94 131L95 132V130L94 129H91V131ZM110 130V129H109ZM133 129H131V131H132ZM165 130V129H164ZM191 130V129H190ZM197 130H199V129H197ZM58 131V130H57ZM60 131V130H59ZM67 130H65L64 131V133L66 134L67 132H66ZM112 131V130H111ZM134 131H136V130H134ZM167 131V130H166ZM168 131H169V129H168ZM50 132V133H49ZM70 132V131H69ZM77 132V131H76ZM93 132V133H94ZM109 133H110V131H108ZM215 132H216V130H215ZM55 133V132H54ZM53 133V134H54ZM58 133V132H57ZM60 133V132H59ZM58 133V134H59ZM62 133H63V131H62ZM61 133V134H62ZM129 133V132H128ZM134 133V132H133ZM143 133H144V131H143ZM142 133V134H143ZM50 134V135H49ZM60 134V135H61ZM90 134V133H89ZM111 134V133H110ZM112 134H116L115 132H113ZM67 135V134H66ZM118 135H116L115 137L117 138V136ZM164 135V134H163ZM218 135V134H217ZM59 136V135H58ZM74 136V135H73ZM91 136V135H90ZM53 137H54V135H53ZM70 137V135H68V139H70L69 138ZM50 138V137H49ZM51 138H52V136H51ZM67 138V137H66ZM215 138H216V136H215ZM53 139V138H52ZM60 139V138H59ZM50 140V139H49ZM74 139H72V141L71 140H69V141H71L72 142V144H69V145H73V141ZM216 140V139H215ZM220 140V139H219ZM44 141V140H43ZM54 141V143H53V145H52V147L55 145H57L58 143H60V142H57V141H55V140H53ZM52 141V142H53ZM60 141V140H59ZM80 141H82V140H79V143H80ZM42 142V141H41ZM50 142H51V140H50ZM62 142V141H61ZM65 142H67V140L65 141ZM64 142V143H65ZM44 143V142H43ZM63 143V142H62ZM76 143V142H75ZM74 143V144H75ZM87 143V142H86ZM228 143V142H227ZM46 144H48V142H46ZM66 144V143H65ZM99 144V143H98ZM116 144V143H115ZM49 146L51 145V143L50 144H48ZM47 145V147H49ZM59 145H63V144H59ZM69 145L67 146V148H70L69 147ZM76 145V144H75ZM117 145V144H116ZM119 145H121L120 143H119ZM45 148H46V146L45 145H43ZM21 148V149H23V151H21V149H20V151L21 152H23V154H26L25 156H26V158L28 159L27 161H29V162H27V161H23V157L24 156H22V158L23 159H21V158H19V157H21L20 155H18V158L16 157V154L14 155L13 154V152L15 153V151H16V148ZM51 146H50V148H52ZM64 147V146H63ZM120 147V146H119ZM18 148H17V151H18ZM39 148H42V147H39ZM49 148V149H50ZM116 148V147H115ZM26 149V150H25ZM38 149V148H37ZM62 150H60V152L62 151V153L65 151V149L64 148H61ZM118 149V148H117ZM33 150V151H34ZM64 150V151H63ZM119 150V149H118ZM20 151H18V152H20ZM32 151V152H33ZM77 151V150H76ZM82 151V150H81ZM35 152H37V151H35ZM61 153V154H62ZM79 153H81V152H79ZM83 153V152H82ZM20 154V153H19ZM23 154H21V155H23ZM31 154V153H30ZM36 154V153H35ZM85 154V153H84ZM44 155V154H43ZM79 155V154H78ZM83 155V154H82ZM31 156V155H30ZM38 156V155H37ZM64 156V155H63ZM76 156V155H75ZM81 156V155H80ZM86 156V155H85ZM134 156V155H133ZM32 157V156H31ZM34 157V156H33ZM68 157V156H67ZM73 157V156H72ZM82 157V156H81ZM138 157V156H137ZM158 157V156H157ZM160 157H161V155H160ZM159 157V158H160ZM25 158V159H26ZM35 158H36V156H35ZM49 158V157H48ZM147 157L145 156V158L144 159H146ZM158 158V159H159ZM24 159V160H25ZM34 159V158H33ZM50 159V158H49ZM77 159V158H76ZM82 159V158H81ZM85 159V158H84ZM86 159H87V157H86ZM143 159V160H144ZM152 159V158H151ZM207 159V158H206ZM32 160V159H31ZM38 160V159H37ZM36 160V161H37ZM53 160V159H52ZM60 160V159H59ZM78 160H79V158H78ZM77 160V161H78ZM149 160V159H148ZM153 160V159H152ZM208 160V159H207ZM33 161V160H32ZM40 161H41V159L39 160V162L37 161V163H40ZM71 161V160H70ZM81 161V160H80ZM83 161L84 160H82L81 161V163L83 164ZM154 161V160H153ZM33 162H35V161H33ZM43 162V161H42ZM42 162H41V165H42ZM45 162H47V161H45ZM85 162V161H84ZM76 163V162H75ZM74 163V164H75ZM124 163V162H123ZM52 164V163H51ZM77 165L78 164H80L79 163V161H78V163H76ZM81 164V165H82ZM145 164H147V163H145ZM151 164V163H150ZM154 164V163H153ZM25 165H30L29 166V168L28 169H25ZM81 165H78V166H81ZM155 165H156V163H155ZM25 166V167H24ZM43 166V168H45L44 167V165H42ZM48 166V165H47ZM57 166V165H56ZM69 166H71V164H69ZM73 167H75L76 165H72ZM28 167V166H27ZM26 167V168H27ZM73 167H72V169H73ZM67 168V167H66ZM69 168V167H68ZM76 168H77V166H76ZM139 168V167H138ZM145 168V167H144ZM151 168V167H150ZM24 169H25V172L28 170V171H30L29 173H31L30 175H28V174H26V173H24L23 171H24ZM39 169H41V168H39ZM47 169V168H46ZM45 169V170H46ZM54 169V168H53ZM65 169V168H64ZM71 169V170H72ZM78 169V168H77ZM136 169V168H135ZM44 170V169H43ZM52 170V169H51ZM63 170V169H62ZM67 169H65V171H66ZM39 171V170H38ZM49 171V170H48ZM47 171V172H48ZM76 171V170H75ZM40 172V171H39ZM60 172L61 171H59V174H60ZM63 172V171H62ZM62 172H61V174H62ZM67 172H68V170H67ZM72 172V171H71ZM83 172V171H82ZM131 172V171H130ZM25 175H24V174ZM55 173H57L56 172V170H55ZM54 173V176L55 175H57V174H55ZM214 173V172H213ZM23 176H22V175ZM41 174V173H40ZM42 174H44V175H47V174H45V172L44 173H42ZM52 175H53V173H51ZM60 174V175H61ZM163 174V173H162ZM52 175H50L51 177H52ZM64 175V174H63ZM130 176H132V173H130L129 174ZM156 175V174H155ZM31 176V177H30ZM57 176H59V175H57ZM62 176V175H61ZM127 176V175H126ZM125 176V177H126ZM45 177H47V176H45ZM44 177V178H45ZM64 176H62V178H63ZM65 177H66V179H67V174H65ZM69 177V176H68ZM124 177V176H123ZM129 177V176H128ZM49 178V177H48ZM55 178V177H54ZM165 178V177H164ZM57 179H58V177H57ZM37 180V181H36ZM153 180H155V178L153 179ZM263 179H258V181H260V184L261 185H263V181H262ZM50 181V178L49 179H47L46 181H45V183L46 184H43V185H45L47 188H48V186H51V184H52V182L50 183L49 182ZM58 181H61V179H59ZM66 181V180H65ZM69 181V180H68ZM61 182H63V181H61ZM143 182V181H142ZM197 182V181H196ZM40 185H39V184ZM59 183V182H58ZM57 182H56V184H58ZM54 184V183H53ZM44 186V187H45ZM56 186H58V185H56ZM38 187V188H39ZM45 187V188H46ZM52 187V186H51ZM55 187V185L53 186V188ZM41 188V187H40ZM43 188V187H42ZM45 188H43V189H45ZM61 188H62V185H61ZM64 188V187H63ZM29 189H31V188H29ZM39 190H42V189H39ZM49 190V189H48ZM31 191H33V190H31ZM35 191V190H34ZM43 191H45V190H43ZM23 192V191H22ZM21 192V193H22ZM23 192V193H24ZM27 192V191H26ZM36 192V191H35ZM42 192V191H41ZM47 192V191H46ZM37 193V192H36ZM89 193H90V191H89ZM32 194H33V192H32ZM87 194V193H86ZM54 195V194H53ZM180 195V194H179ZM19 196V195H18ZM18 196H16V197H18ZM22 197L24 196V195H21ZM20 196V197H21ZM36 196V195H35ZM20 197H18V198H20ZM33 197H34V195H33ZM84 197V196H83ZM86 197V196H85ZM89 197V196H88ZM87 198V197H86ZM21 199V198H20ZM20 199H18V200H20ZM82 199H84V198H82ZM22 200V199H21ZM38 200V199H37ZM43 200V199H42ZM41 200V201H42ZM93 200V199H92ZM76 201V200H75ZM192 201V200H191ZM20 202V201H19ZM137 202V201H136ZM21 203V202H20ZM135 203V202H134ZM88 205H90L91 203L90 202H88L87 203ZM18 205V204H17ZM19 205H21V204H19ZM32 205V204H31ZM131 205V204H130ZM25 206H27V205H25ZM35 206V205H34ZM132 206V205H131ZM137 206V205H136ZM142 206V205H141ZM22 207H24V205L22 206ZM130 207V206H129ZM25 208V207H24ZM85 208V207H84ZM123 208H128L126 205L125 206H123ZM131 208V207H130ZM134 208V207H133ZM26 209V208H25ZM28 209H31V208H28ZM89 209V208H88ZM112 209H114L113 207H112ZM136 209H137V207H136ZM136 209H132V210H130V212H134V210H136ZM140 209V208H139ZM138 209V210H139ZM36 210V209H35ZM90 210V209H89ZM127 210H129V209H127ZM39 211H40V209H39ZM38 211V212H39ZM94 211V210H93ZM124 211V210H123ZM125 211H126V209H125ZM137 211V210H136ZM172 211V210H171ZM31 212V211H30ZM120 212V211H119ZM141 212V211H140ZM172 212H174V211H172ZM33 214H35L34 212H32ZM92 213V212H91ZM93 213H95V212H93ZM128 213V212H127ZM165 213L167 214L168 212L167 211H165ZM25 214V213H24ZM126 213H123V214H121L119 217H118V220H117V222L115 221V227H113V230H112V232L109 234V235H106V236H104V238H103V242H100V243H98V241H93L92 243H90L89 245H87V246H83V248L81 249V250H79V252H78V254H80L81 256H83V258H81V259H79V264H99L98 262H100V256H101V254L102 253H104V258H103V263L102 264H109V260H110V258L113 256V254H114V252L116 253V260H117V262H118V264H126L127 263V261L129 260V259H131L132 257H133V255L136 253V252H138V250H140V249H142L144 246H148L147 244H152L153 246H152V248H151V250L148 252V255H149V257H151V258H153V257H156V256H160V254H161V249H162V247H163V245H164V243L167 245L168 243V241H167V238H164V239H160V237H161V231H164L165 232V237H168V239H169V232H170V226H169V221L168 222H166V225H165V227L164 228H162V225L160 224L161 222H159V221H155L154 222V224L153 223H151L150 221H146V220H143L142 222H140L141 220L140 219H136V220H132V221H126V215H125ZM23 214H21V216H22ZM31 215V214H30ZM35 216V215H34ZM18 217V216H17ZM20 217V216H19ZM29 217V216H28ZM27 217V218H28ZM128 217H129V215H128ZM24 218H26V215L24 216ZM29 218H31V217H29ZM117 218V217H116ZM17 219V218H16ZM20 219V218H19ZM18 220V219H17ZM21 221H22V219H20ZM19 220V221H20ZM25 220V219H24ZM24 220L22 221L23 223H24ZM29 220V219H28ZM31 220V219H30ZM26 221V220H25ZM154 220H152V222H153ZM16 222V221H15ZM6 224H5V226H6ZM178 225V224H177ZM1 226V225H0ZM2 226H4V225H2ZM12 226H13V224H12ZM9 227H7V230H9L8 228ZM14 227H15V225H14ZM20 227V226H19ZM54 227V226H53ZM177 227H179V226H175L174 228H175V230L176 231H181L180 229L178 230V228ZM6 228V227H5ZM4 228V229H5ZM11 228H13V227H10V229ZM23 228V227H22ZM3 230V229H2ZM19 230V229H18ZM21 230V229H20ZM194 230V229H193ZM196 230H198L197 228H196ZM11 231V230H10ZM8 232V234L10 233V236H11V233L12 232ZM17 231V230H16ZM25 231V230H24ZM5 232V231H4ZM3 232V233H4ZM14 233H16V235L15 234H13L12 233V235L14 236H16V240H17V238L18 237H21L22 238V235H19L17 232H15V230L13 231ZM175 232V231H174ZM147 233H148V236H147ZM151 233H153L154 234V239L153 240H151ZM1 234V233H0ZM152 234V235H153ZM172 234V233H171ZM176 234H177V232H176ZM7 235V234H6ZM3 236V235H2ZM6 237V236H5ZM101 238V237H100ZM25 239V238H24ZM26 239H27V236H26ZM15 240V239H14ZM19 240H21V239H19ZM179 240V239H178ZM1 241V240H0ZM24 241H26V240H24ZM178 242V241H177ZM25 243V242H24ZM171 243V242H170ZM179 243V242H178ZM136 244H138L139 245V249L138 250H134V246L136 245ZM171 245V244H170ZM168 246V245H167ZM166 246V247H167ZM171 247V246H170ZM7 249H9V253H10V255L12 256V257H15V258H17V259H22V260H24V258H26L27 256H28V253L24 250V249H22L20 246H18L17 245V243L16 242H12V243H10L9 245H3V246H0V254H5V252H3V250L5 251V250H7ZM163 249H164V247H163ZM143 253V252H142ZM145 254V253H144ZM33 256V255H32ZM144 257V256H143ZM148 257V256H147ZM48 258H46V260H47ZM145 259H147V258H145ZM227 259V258H226ZM65 261H67V260H65V258H64V260H62L61 262H60V264H65ZM148 261V260H147ZM142 262L143 264H150L151 263V261L149 262ZM152 261H154V260H152ZM51 262V261H50ZM52 264H54L53 262H51ZM141 263V264H142ZM156 263V262H155ZM68 264V263H67ZM101 264V263H100ZM206 264H208V263H206ZM210 264H219V263H210Z\"/></svg>",
	"mask_w": 264,
	"mask_h": 264
}]
</instances>
